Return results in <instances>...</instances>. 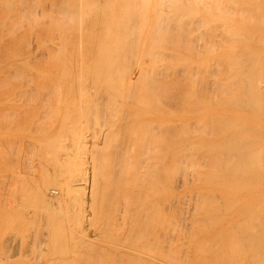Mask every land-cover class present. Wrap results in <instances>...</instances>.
<instances>
[{
  "label": "rangeland",
  "instance_id": "1",
  "mask_svg": "<svg viewBox=\"0 0 264 264\" xmlns=\"http://www.w3.org/2000/svg\"><path fill=\"white\" fill-rule=\"evenodd\" d=\"M104 1L105 0H95V1L94 0H91V1L90 0L89 1L88 0H78V1L77 0H0V216H1L0 217V228H2V229H0V256H1L0 257V264H101V263L102 264H106V263L107 264H113V263H115V264H119V263L120 264H133V263L134 264H140V261L135 256L137 254L139 256H141L142 258L143 257L146 258V260H148V263L146 261L147 264H152V263L153 264H155V263L156 264H182V263L188 264L187 263L188 259H189L188 262H190L191 259H192V261H194V264L204 263L203 261H205V260L209 264H214V258H215V256H212L213 253H212L211 247L210 248L207 247L206 244H205L206 246L203 245L205 247V249L207 248L206 249L207 252L204 251L205 249H202V247H203L202 245H201L202 247H199L200 245H198V247L196 246L197 245L195 243L196 239L197 238L200 239L201 237H204V236H201V235H204L205 233H206V235L207 234H210L212 232L213 233H218V234L220 233L221 234L223 231L225 232L226 229H227L226 231L229 230L231 232V231L239 228L236 231H234L235 232L234 234H237L238 235V234L241 233V231L245 230L244 229V226H243L245 224L244 222L246 220V223H247L248 217H250L252 215V213H253L252 210H255L254 211V213H255L256 212V209H257V207H256V209L255 208H252L251 211H249L248 216L246 217L247 219L243 220L244 222L241 221L242 219L239 220L240 217L236 214L237 211H238L237 210L238 209L237 208L238 206L236 204L235 205L233 204L236 200L232 199L233 201L232 200L231 201L233 203L229 201L230 202V204H229V202L226 199L224 200V197H225L224 196V193H226V195H227L228 192L230 193L231 191L232 192L234 191L235 193H237V191L239 192V190L240 191L242 190L241 192H244L243 189H242V188H244V187H242L244 184H242V185L239 186V187H242L239 190H238V188H239L238 187V184L235 185V187L236 186L238 187V188L236 187L237 189L235 190V187L233 186V184L231 185V183L228 182V180L230 178V176H228L225 179H227V182H228V185L229 186H227L228 188H226V190H224L225 188L222 187V183H223L222 180H224V179H222V178H221V182L222 183H219L220 182V178L219 177H218L219 181H216V182H214V181L211 182L210 180H207L206 181L204 179H200V181H199V179L196 178V177L199 176L198 171L202 168V167L199 168L200 167L199 166V162H200L199 160H201V158L203 160H205V158H206V160H208L206 163L209 162V165L211 164L210 162H212L213 159H215V158L221 159L220 156H219V157H215L212 160H210V155L209 154L212 152L211 153V156H213V154L215 153V151L213 150L214 151L213 152L212 149H215V150H217V149L216 148L209 149L212 144L210 146L208 144H205L207 141L204 143V145H205L204 146L203 143H202V142H204V140L201 142V139L207 138V140H208V139H211L213 136H216V135H212V133L213 134H216V133L219 134L220 132H223L224 130H226L227 128L230 127V126L228 127V125H230L228 119L229 120L231 119L230 120V122H231V128H229V129H233L237 124L238 125L241 124L242 125L241 127L244 126L246 128V129H243V130L241 129L242 132L245 131L247 133L246 134H242V136H241L242 139H240V140H244L243 137L244 138L246 137L245 140L243 141V143H245L248 140L247 137L249 138V133H250L249 131H252V132L254 131V129L253 130H250V128L252 127V125L255 126V128L257 129V128H259L261 126L260 124H262V123H260L261 120L264 121V116H262L264 114V112H262V115L260 114L261 112L259 113V111H261V110L254 111L253 113H251L250 110H252V109H250L248 107H245V106H242L241 104L239 105V103H237V102H236L237 104L236 103L234 104V103H231L230 102L231 105H229L228 104L229 103L228 101H230L229 98L231 97L232 93H230L231 95L229 94L230 96L228 95V101L227 102H226V100H223L224 97L225 98L227 97V93L226 92H228V91L225 92L226 95H224V97H223L222 94H224V92H222V90L220 89V87H222V85H223V82L222 81H227V79H229V77L227 78V76H229V73L230 72H228V74L226 72L227 69H228L227 67H228L229 63H228V65L226 64L227 63L226 62L227 59H226L225 56H224L225 58L223 57L224 59H222V56L215 55V54H217V52L219 51V49H214V50L212 49V51L211 50L208 51V54H204L205 51H206V47L208 49H210V47L213 48L212 45H211L212 42H213L212 43L213 46H215V47L218 44H220L221 46L222 45H227L229 43V41L233 37H232V35H230L229 36V40H228L227 39L228 36L224 34L225 31L224 32L222 31L223 28L220 29V27H222V26H218L217 25L216 28L215 27H212L213 29L211 27H209V26L208 27L206 26V28H208V29L205 30V27L204 26H199V24H196V22H194V24H193L194 26L191 25L192 30L190 29V26H186V28L182 26L183 29L185 28L184 30L181 29L182 27L179 26V28L181 29V31L183 30V32H182L183 35H180V36L181 37L183 36L184 38L186 36L185 40L187 39L188 41H190L188 43L189 45L187 44L188 41L186 42L184 39H181L180 36H177V33L179 34L180 32H177L175 30L174 33H176V36L177 37H175V34L172 35V36L175 37V40H177L178 37H179L180 40H181V42H182V44H184L183 42L185 41V43L187 45V46L185 45L186 48H185L184 45H182L181 43H179L180 40H179V42H178V40H177V42H174L175 40H173V43L174 44L171 42V40H169L170 41L169 44L167 46H164L165 44H167V42H165V44L163 42L166 41V39L169 37V33L170 34L173 33V30L175 29V27H177V29H179L178 26H177V24H175V26L172 27V32L171 31H168V34H167V30L168 29L170 30L171 28H168L166 30V33L164 34V36L166 35V39H164L163 41L162 40L159 41V44L161 43V46L163 45L165 47L164 49L166 51H168L166 49V47L167 48L170 47L171 49L173 48L171 51H173L174 53H170V52L165 53V50H162L161 49L164 54H161V52L159 51L158 53H160V54L158 56L155 54V57H154V55H152L153 58L151 57V59H150V56L151 55L149 54L150 56H148L146 54L149 57V61H145V60L148 59V57L144 59V55L145 54L142 55L141 52H139L137 50L139 48L140 49L142 48L141 47L142 44H143V48H145V45L148 46V44H151L152 43L150 41H153L152 40V37H151L152 36L151 35V31L150 30L149 31L148 30H145V28L143 27V24H141V20L144 17H146L147 15H144V14L142 15V12L141 11L138 12V16H141L142 15L143 18H140L138 20L140 22H138V21L136 22L138 25L134 24L135 21L133 20L132 25L134 24V26H132L131 29L133 27L136 28L138 33L135 32L136 30H133L132 34L135 32L134 33L135 36H134V38H131V37H133V35H130V37H129V35H128L129 32H127L128 33L127 34L125 32L126 30L125 31L124 30L118 31L117 30V27L114 28V25H113V22L115 21V19L118 16H120L121 18L123 16H126V14H128V16H129L132 13L130 11V9L123 7L124 9H128L130 11L129 13H127V11L125 10L126 11V14L123 15L122 14L123 13L122 12V9L120 10V9L114 8L112 6V4L114 5V0H112L113 1L112 4H109V3L112 2L110 0H106L105 2ZM103 3L104 4L106 3L105 4V7H104ZM69 7H70V9H69ZM80 7H82V9ZM105 8H107V10H105ZM110 9L113 10V11L111 12ZM136 10L134 9V11H136ZM98 11H99V13H98ZM117 11H119V13ZM117 14H119V15L116 17ZM112 15H114V16H112ZM80 16H81V18H80ZM111 17H112L113 20L111 19ZM88 18H91V19H88ZM191 18H193V20H194L195 16H193V17L191 16ZM191 18H190V20H192ZM132 19H134V18L132 17ZM111 20L113 22H111ZM122 20H120V21H122ZM81 24H82L83 27L81 26ZM135 25H136V27H135ZM196 26H199L202 30L199 27L197 29ZM108 27H109V31H108ZM209 28H211V29L209 30ZM63 29L66 30V31L64 32ZM217 29H218V31H216ZM198 30H200V32ZM85 31H87V32H85ZM146 31L150 32V37H146L145 36V34L149 36V33L146 32ZM160 31H162V30H160ZM160 31H156L154 33L155 36H156V33L157 32H160ZM197 31H198V34H197ZM89 32H90V34H89ZM164 32H165V30H164ZM184 32H186V33H184ZM187 32H189L188 33V35H189L188 37H189L190 40L187 38ZM92 33H95V34H93L94 39H92L93 38L92 35H91ZM102 33H103V35H102ZM199 33H201L202 36ZM184 34H185V36H184ZM216 34H218V35L216 36ZM105 35H106V37H108V39L105 37ZM162 35H163V33H162ZM162 35L160 36V33H159V35H157L156 37L160 36V38H161ZM192 35H193V37L194 36L195 37H199L200 39L194 37L195 40H193V39H191ZM228 35H229V33H228ZM61 36H62V40H61ZM124 36H125V38H123ZM11 37H13V38H11ZM156 37L154 38L155 40L157 39ZM81 38H82V40H83L84 43L82 42ZM129 38H131L130 39L131 41L128 40ZM140 38H142V40H140ZM146 38H147V40H146ZM148 38H149V40H148ZM163 38H165V37H163ZM123 39L125 40L124 44H126V45H124V44L123 45H116L117 48H118V46H120V47L121 46H124L123 47L124 49L121 50V54L119 52V55H118V53H117L118 51L115 52L117 49L115 48L116 50L114 51V47L113 46H115L114 44H115L116 41L118 42V43L116 42L117 44H122V42L124 41ZM133 39H134V41H135V39H137V41H135L136 43L135 42H132ZM182 40H184V41H182ZM198 40H199V43L197 44ZM251 40L254 41L253 39H250V41H248V43H250L252 45H257V46H259L258 44H260V46L262 45L263 48H264V44H261V43H257L256 44L255 42H251ZM67 41H69V42H67ZM138 41H140V42H138ZM191 41L196 46H198V45L201 44L199 47H196L195 46V49L194 50L197 53L195 51L194 52L196 54L193 51L191 52V50H193V49H190V48L194 46V45L193 46L190 45L191 44ZM214 41H215L216 44L217 43L218 44L215 45ZM221 41H222V43H221ZM236 41H237V39H236ZM157 42H156V44H157L156 46H158V43ZM205 42H206V45H207L206 47H205ZM224 42H225V44H224ZM241 42L242 41H239L238 40V43L236 45H238V44L239 45H242V44L245 45L247 41L246 42L243 41L242 43ZM244 42H245V44H244ZM129 43H131L133 45V47H131L132 45L129 44ZM133 43H135V44H133ZM138 43L139 44L141 43L140 44V47H138L139 46ZM235 43H232V44H235ZM58 44H59V46H58ZM136 44H138V45H136ZM176 44H177V47H176ZM179 44H181V45L179 46ZM208 44H209L210 47L208 46ZM243 45H242V47H243ZM125 46L128 47V48H126ZM189 46H190V48H189ZM262 46H261V49L263 50ZM219 47L220 46L218 45V47H216V48H219ZM160 48H163V47H160ZM160 48H157L156 47L154 49L157 50V49H160ZM170 48H169V50H170ZM59 49H60V51H59ZM66 49H67V51H66ZM77 49H79L80 52L79 51L77 52ZM85 49H87V50L84 51ZM118 49L120 51V48H118ZM220 49L222 50L223 48L221 47ZM102 50H103V52H102ZM129 50L132 53H130ZM258 50H260V49H258ZM70 51H72V52H70ZM87 51H89V52H87ZM220 51L218 53H220ZM124 52H126V53L129 54V55H127V57L130 59L129 60L128 58H126V62H125L126 64L123 62L124 58L126 57V55H125ZM136 52H139L142 55V58L143 59L142 58L141 59L143 60V62L142 61L141 62H142L143 65H141V62H140L141 55L139 53H136ZM70 53H72V54L70 55ZM86 53H89V54H86ZM148 53H150V52H148ZM132 54H134L133 57H132ZM137 54L139 55V59H137L138 58V55ZM170 54H172V56ZM112 55H113V58H112ZM160 55H162V56L164 55L163 56L164 58L167 55L168 56H171V57H168L167 59L165 58L167 61L165 59H163V60L166 61V64H165L164 63L165 61H160V59L162 60L163 57L158 58ZM215 56L216 57H220L219 58V61H218L219 62L218 65L217 64L216 65L214 64L215 61H214V63H212L213 62V58ZM134 57H137L136 59L138 60V62H137L138 64H135L136 62H135ZM207 57H210V59L207 58ZM62 58H63V60H62ZM117 58H119V59H117ZM156 58L159 59L158 62H157V60H155ZM182 58H183V60H181ZM204 58H205L206 61L205 60H202ZM133 59H134V61H133ZM168 59H170L169 60L170 63H168L169 62ZM200 59L202 61H204V62H202ZM208 59L210 61H208ZM216 59H218V58H216ZM220 59H221V62H220ZM65 60H67V61H65ZM97 60L99 62H101L102 64L101 63L99 64V62ZM223 60H225V61H223ZM152 61H155L157 63H154L153 64ZM172 61H173V63H171ZM197 61H198V64H199V61H200L201 62L200 65L201 66L203 65L201 67L202 69L205 68V69H203V71H202V69H200V65H198V66L196 65L195 62H197ZM109 62H111L113 64H111ZM147 62L148 63L150 62L151 64L149 63L148 66H146L147 65ZM210 62H211V65L212 66L209 65ZM174 63L175 64L177 63V64L175 66H173L172 64H174ZM216 63H217V61H216ZM222 63H225V64H222ZM120 64H122V66H118ZM170 64L172 66H170ZM204 64H205V66H204ZM108 65L111 66V69H109V72L107 71V68H106ZM157 65L159 66V69H158V66ZM187 65H189V66L186 67ZM208 65H209V67H207ZM78 66H80V67H78ZM103 66H105L106 69H104ZM166 66H168V67L170 66V67L169 68L168 67L166 68ZM246 66H248V63L244 64V67H246ZM82 67H83V69H82ZM118 67H120V68H118ZM150 67H151V69H150ZM221 67H222V71L225 70V74L224 75H226V76H224V77H226L227 79L226 78L223 79V78H221V76H219V75H223L222 73H224V72L221 71ZM229 67H230V65H229ZM68 68H69V70H68ZM86 68H88V69H86ZM179 68H181V69H179ZM95 69H97V70H95ZM126 69L129 70V71H127ZM157 69H158V71H157ZM168 69H170L169 72H168ZM192 69H194V70H192ZM214 69H215V72H213ZM111 70H113V71H111ZM143 70H147V71L145 72ZM154 70H155V75L157 74V77L155 79L157 81V85L162 84V83H160V81L161 82L166 81V82H164L165 84H167V82L170 81L169 82L170 84L169 85L167 84L169 86L167 95H169V92H171L169 97H172V95H173V97L177 96L175 98V100L172 99V98H169V99H171V101L169 99H166L167 101H169V102H166L165 101V98L163 97L164 95L161 93V92L165 91V92H163L165 94L166 93V90H164V89H166V88H162L161 89V87L159 86L160 87V89H159V87L156 88L157 86L154 85L155 83L152 84L153 80H151V77H152L151 74H150V76H151L150 78H148V76H149V73L150 72H153L152 74H154ZM165 70H167V71H165ZM219 70L222 73H219L218 72ZM95 71H96V75H98L100 77H97L96 75H94L95 74L94 73ZM116 71L118 73H115ZM190 71H192V74L194 73V75H192ZM195 71H196V74H195ZM228 71H231V70L228 69ZM82 72H83V74H82ZM105 72L106 73H109V74H106ZM124 72H126V73H124ZM158 72H159V74H158ZM128 73H129V76H127ZM123 74H125L126 77H124ZM144 74H145V76H144ZM84 75H86V76H84ZM107 75H108V77H107ZM146 75H147V79L150 80V81L149 80H147V81L150 82L151 84L150 83L147 84L148 83L147 81H146L147 83L145 82L144 79H146V78H144V77H146ZM216 75H218V77L221 78V79L219 78V80L222 83H220L219 80L216 81L218 79V77ZM118 76H119V78H118ZM130 76H131V78L133 77L132 78V82H131ZM207 76H208V78L209 77H212V79H209L208 80ZM114 77H116V78H114ZM128 77L130 78V81H128V79H129ZM136 77H138V79H136ZM141 77H143V78H141ZM170 77H171V80H170ZM172 77H174V78H172ZM192 77H194V78H192ZM107 78H108V80H107ZM188 78L190 80H188ZM195 78H196V80H195ZM206 78H207V80H206ZM116 79H117V81H116ZM123 79L124 80L127 79V82L124 81ZM172 79H174V80H172ZM213 79L214 80L216 79L215 80L216 83H220L221 85L220 84H214L215 81H213ZM68 80H72V81L69 82ZM104 80H105V82L106 81L107 82L105 83ZM158 80H160V81H158ZM112 81H113V83H112ZM120 81H122V83H120ZM187 81H188V83H186ZM194 81H196L195 82L196 84L194 83ZM65 82H67V83H65ZM102 82H104V83L103 84H99V83H102ZM125 82H126V85H125ZM158 82H159V84H158ZM179 82L183 83V85H181V83H179ZM202 82L203 83L205 82V83L203 84ZM127 83H128V86H127ZM164 83L162 84V86L168 87ZM177 83H178L179 86L177 85ZM144 84H145V86H144ZM146 84H147V86H146ZM171 84H172V86H171ZM200 84H201V86H200ZM149 85H150V88H149ZM151 85H152V87H151ZM193 85H194V87H193ZM215 85L217 87L219 85V89H216L217 87ZM110 86H111V88H110ZM125 86H126V88H125ZM187 86L189 87V89H188ZM195 86H196V89L197 90L195 89ZM146 87H148V88H146ZM107 88H109V89H107ZM170 88L171 89H174V90H171ZM202 88L205 89V90H202ZM176 89H178L179 91L176 90ZM152 90L153 91H155V90H158L159 91L160 90V91L157 93L156 91L153 92ZM169 90H171V91H169ZM182 90H183V92H182ZM216 90H218V91H216ZM236 90L237 89H235V91ZM180 91L182 92V95H181V92ZM263 91H264V88H263ZM205 92H206V94H205ZM175 94H177V95H175ZM190 94H192L193 96L190 95ZM195 94H196V96H195ZM126 95H127V98H126ZM152 95H153V97H151ZM205 96H207V97H205ZM208 96H209V99H208ZM141 97H143V98H141ZM222 97H223V99H220ZM178 98H180L181 100H179ZM141 99H143V100L141 101ZM162 99H164L165 102ZM196 99L198 100V102H197ZM211 99H212V102H210ZM213 99H214V101H213ZM219 100H220L221 103H217V102H219ZM145 101H147V102L150 101V102L147 103ZM172 101H174V102H172ZM175 101L178 104H176ZM223 101H224V103H223ZM158 102L159 103L161 102L162 104H159ZM193 102H196V103H193ZM149 105H150V107H149ZM159 105H160V107H159ZM162 107L164 109L166 108V110H165L166 112H164V109ZM220 107L221 108H224V110L221 109ZM203 108L205 110H203ZM216 109H217V111H220V113H218L216 115L214 113L212 115L211 112H215ZM192 110H193V112H192ZM207 110H209V111H207ZM133 111L135 112L134 114L132 113ZM149 111H151V112H149ZM262 111H264V110H262ZM136 112H137V114H142V113L145 114L146 117L149 118V119H153L155 115H158V113L164 115V117H165V124L167 125V126L166 125L164 126V129H163L164 132L161 131L162 136H164V141L166 142L167 141L166 138H168L170 136L172 137V134H173V137L172 138L170 137L171 138L170 139V142L169 141L166 142L167 144L175 141L176 139L178 140V137L179 136H180L179 139L180 138H183V135H185L184 137H186V140L187 141H183V142L180 141L181 144H179V145H184L185 144L186 145V146L184 145L186 147L185 150L183 148L184 146L183 147L182 146H179L180 148L182 147L183 149H180L179 147H178V149H176L177 151L179 150L178 153L176 151L170 152L171 150L169 151L168 149H165V156H166V159L165 160H168V161H165V163L163 165V170H165L164 168L166 167V169H167V170H165L166 172L167 171L169 172V169L171 170V172H172V170H174V172H175V169L174 168L177 166V163H178L177 160L180 162L181 157L182 156L185 157V155L190 156V157H186L185 158V160L187 159L186 160L187 163H189L190 165L189 164L186 165V162H183L184 157L182 158L183 160L181 159V161L183 163H185V166L187 168H189L191 166V164H192V163H190V160L191 159H192V161H194L196 159L195 161L197 163V164L194 165L195 162H193V173L194 172H197L196 174L194 173L196 175V177H195V175L193 173L190 174V172L192 170L191 169L192 166L189 169L186 168V171L187 170L189 171V172L187 171V173L189 175V176L187 175L188 176V179L190 178V175H192V179H193V177L196 178L195 180L193 179L195 182L192 181V183H190L189 186L187 185V188L184 187L183 188V191H181L179 193L178 197L175 200H173V202L172 201H169V198H167V197L163 198L161 200L162 201V203H161V205H162L161 207L162 208H160L161 210H158V206L156 205L158 212H156V215L155 214L153 215V216H156V218H154L152 216V214L154 213L152 210L154 209V211H155L156 208L155 207H151V204H149L152 201L154 202V199H153L154 195H153V193H156V192H154V191L151 190V195L153 196L151 198L150 197L151 195H149L150 191L141 188V191L143 193H146V197L149 195L147 198H145V194H143L144 196H142V197L145 198V200H146V201H144L145 203H142L141 200H144V198H142V197H140V199L142 198L141 200L139 199V197L137 195H136V198L131 197V194H132V196H135V193L133 194L132 191L130 190V188H135L134 190H136L139 187L136 188L135 184H137V182L134 181L135 178L134 177L132 178V175H130V174H133L134 171L131 170V168L128 167V163L130 162L131 158L130 157L129 158L127 157L129 155V153L127 154L128 150L125 148V146L128 147V145H130V144L133 143V140H132V143H131V139H134V142H136V141L138 142L137 139H139V137H142L143 136L142 131H144L143 129L145 128V126H144V124H145L144 121L145 120L142 121V124H143L142 126H144V128H141V125H140L141 122L138 123L139 120L141 121V118L138 117V116L136 117L138 119L135 118ZM209 113H210V115H209ZM223 113L224 114L227 113V114L224 115ZM247 113H249V114H247ZM255 113L256 114L258 113L259 117H257L258 115L256 116ZM219 114H221V116L222 115L225 116V118L223 119L225 121V123H224V121L223 122H218V123H217V120L214 121L215 119H218L216 116H218ZM211 115H212V117L215 116L216 118L215 117L212 118ZM227 115H228V117L230 115H233V117L230 116L231 118L229 117L227 119L226 118ZM221 116H218L219 118H221V119H218L219 121L220 120L222 121V117L223 116L222 117ZM239 116H240V118H239ZM243 116L246 117V118L244 119ZM254 116H256V117H254ZM207 117L211 118V120L213 119L214 123L216 122L217 125L215 126V124H212L213 121H211V124H210L211 125V128H210L209 127L210 125H208V122H207L209 120V118L207 119ZM235 117L238 118V119H236ZM232 118H234V119H232ZM252 118H253V120H252ZM134 119L135 120H138V121L137 122H134L135 121ZM202 119H204V120L206 119L207 121H204V122L201 121L202 123H204V124H202V123H200V120H202ZM226 120L228 121V124H227V121ZM244 120L246 122H248L249 125L251 123V125H250L251 127H249V131L247 130V128H248L249 125L246 127L245 124H244L245 123ZM258 120H259V122H258ZM132 122H133V124H132ZM205 122H207V123H205ZM252 122L255 123L256 125H259V126L257 127L256 125L252 124ZM187 123H189V124L187 125ZM198 123L199 124H202L200 126H203V127L198 126ZM222 123H223V125H222ZM138 124H139V126H138ZM169 124L170 125L173 124L172 126H174V127L171 128ZM175 124L177 126H175ZM184 125H185V127H184ZM204 125H206V126L208 125V127H207L208 129L205 127L206 133L203 131L204 130ZM213 125L215 126L214 129H213ZM224 125L226 127H224ZM124 126H126V127H124ZM168 126H169L170 130H169ZM146 127H148V126H146ZM165 127H167L166 128L167 130L165 129ZM261 127L264 128V125H262ZM124 128H125V130H124ZM135 128H137V131L135 130ZM187 128H189V129H187ZM191 128L192 129L195 128V129L192 131ZM209 128L211 129L212 132H210V129ZM223 128H224V130H223ZM260 128L258 129L260 131L259 134L258 135L255 134L256 135L255 136L253 134L255 132L251 133L250 134V138H249L250 141L248 140L246 143L252 142L253 141V138L255 140V137H259V135L263 132V131L260 130ZM200 129H201V132H200ZM238 129H240V128H238ZM238 129L237 130L236 129H233L230 132V134L231 133L233 134V132L235 133V132L239 131ZM77 130H78V132H77ZM100 130H101V134L103 136L99 134L100 133ZM122 130H124V131H122ZM132 130H134V132H132ZM207 130H209L208 132L211 133V134H209V137L207 135ZM213 130H214V132H213ZM241 130L239 131V133L241 132ZM184 131H186L187 133H185ZM202 131L207 136L206 135L203 136ZM102 132H106V134L105 133H102ZM126 133H127V135H126ZM139 133H140V136H138ZM237 133H235V134H237ZM252 134H253V137L251 136ZM97 135L100 136V137H98ZM125 135H126V137H125ZM147 135H146V137H147ZM176 135H178V137H175ZM211 135H212V137H211ZM246 135H248V136H246ZM261 135H264V134H261ZM104 136H107V137H104ZM195 136H198V137H195ZM81 137L82 138H85V139L87 138V140H88V146L90 147V148L87 147V149H85V148L84 149H81V151L83 150L85 153L88 152L87 155H88L89 158H90V156L92 154L95 155L96 152L98 151L97 154H96L98 157L96 155H95L96 157L95 156L93 157V155H92L91 156V159L93 158L95 160L97 158L96 160H98V158H99L98 164H96L97 167H98V165H102V164H104V162H106L104 164L105 167H103V169H102L103 170L102 173H104L105 176L106 175H109L110 176V177L109 176L108 177L107 176L104 177V175H102L103 176L102 177L101 174L98 173V175H100V176H98L99 177V180H100V185H99L100 187L98 189V195L95 198L96 201L94 200L95 202L93 204V205H95L94 206L95 209L93 208V212L91 211L92 214L89 213L90 220L88 221L89 223L87 222L88 225L86 227L87 228L86 229V232L83 231L84 228L82 227V225L81 224H78V222H79L78 219H76V218L73 219L74 218L73 215H72L73 218L70 216V212H68L66 205H62L61 207H55V208L49 207L48 208L47 206H49V205H47V204L45 205V202H43L41 198H40L41 200L40 199L39 200L36 199L37 197L35 198L34 191H33L34 190L33 183H31L30 180L27 181L26 179L23 178V174H27V173L28 174H34V173L36 174V172L40 173V171L43 170V167L41 168V165L42 164L43 165H46L45 167H47L48 170L53 171V169L55 167L54 157H56L57 155L62 156L63 153L66 152V150L64 148H70V150H71L74 147V145H75V140L77 138H81ZM133 137H135V138H133ZM187 137H188V139H187ZM189 137H191V138H189ZM261 137H263V136H261ZM115 138H117L119 140V142ZM119 138H121L122 140L119 139ZM148 138H152V134H149V137ZM174 138H175V140H172ZM251 138H252V140H251ZM128 139H130V140H128ZM152 139H155V136ZM191 139L192 140L197 139L198 142L196 143L197 140L194 142ZM258 139H256L253 142H256V144H257V142H259L261 140L260 139L259 141H257ZM111 140H113L116 143L112 142ZM189 140H191V141H189ZM263 140H264V137L262 138V140L260 142V145L258 147H260V146L263 145L262 144V142L264 143ZM96 141L99 142V143H101L99 146L97 145L99 148L98 147L97 148H93L95 146L94 142H96ZM102 141H103V143H102ZM189 142L190 143L191 142L192 143H196V144H194V147H196V146L197 147L196 148L193 147L194 149H196L195 150L196 152L194 151V149L192 150V148H191L192 146L189 145L190 144ZM200 142H201V144H199ZM106 143H108V144L106 145ZM109 143H111V144H109ZM246 143L244 145H246ZM104 144H105V147H104ZM63 145L64 146L66 145V146L64 147ZM100 146H101V149L102 148H104V149L101 150L100 149ZM106 146L108 147V149L106 148ZM119 146H121V147H119ZM187 146H189V147H187ZM198 146L201 147L202 149L200 148V150H199V147ZM219 146H221V145H219ZM219 146L217 147L218 148V150H217L218 154H219V152H222V146L221 147H219ZM253 146H256L255 143L253 144ZM252 147H251V149H252ZM122 148H123V150H122ZM119 149H120L121 154H120V152H118ZM125 149H126V151L124 152ZM219 149H221V150L219 151ZM258 149L259 148H257V150ZM187 150H188V152H187ZM208 150H211V151H209V153H208ZM257 150H256V152L259 153V150L258 151ZM83 151L81 152V155H83V157L86 158L87 155L84 154ZM204 151H205V153H204ZM223 151H225V150H223ZM129 152H130V155L129 156H131V151H129ZM166 152H168V154ZM169 152L172 153L171 154L172 156L170 155ZM173 152H175V153L173 154ZM179 152H184V153L180 154ZM206 152L208 154L207 156L205 155ZM222 153H224V152H222ZM252 153H254V151ZM104 155H105V157H104ZM173 155H177V156L175 157ZM179 155L180 156L182 155V156L179 158ZM222 155L223 154H221V156ZM254 155H256V154H254ZM106 156H108L107 159L109 158L107 161L104 160V159H106ZM113 156H114V158L111 159ZM192 156L193 157L196 156V158H194V160H193V157ZM122 157H123V159H122ZM91 159H90V161L93 163L94 160L93 159L91 160ZM101 159L103 160V162H101L102 164H99ZM118 159L120 160V162L123 160L121 162L122 165H121V163L119 162ZM126 159L128 161H126ZM188 159H190V160L188 161ZM96 160H95V163H97ZM111 160L114 161V164L115 165L113 163L111 164V162H113ZM203 160H202V162H204L203 164L206 166L205 161H203ZM117 161L119 162V164L121 166V169L124 166L126 167V169H124L125 167L122 169L123 173H122V171H120V166L118 168V165L119 164H118ZM174 161L176 162V164H175L176 166L174 165V168L173 167L170 168V166H173ZM182 162H180V163H182ZM125 163H127V164H125ZM166 163H167L169 169L165 165ZM110 165L111 166L113 165L115 167L112 168V167H110ZM183 165L180 166V167L178 166L181 169H179L178 167H177L178 169L176 168V171L178 170V172L180 174L181 173L182 174H184V173L186 174L185 171H184V173L181 171L182 168L185 167ZM106 167H107V169H104ZM194 167H196V169L198 168L199 170L198 171L197 170L194 171ZM127 168H129L130 170L127 169ZM205 169H208V168L206 167ZM99 170H100V168H99ZM125 170L131 171V172H129L128 175H127V173H124ZM201 170H203L201 172H204L205 171L203 168ZM165 171L162 172V175L163 176H162V179H161L162 180V185L164 184L165 187L164 186H160L159 189L161 191H159V192H157V194H155L156 197L159 194H161V193L168 194V193H171L173 190H177L176 189L177 187L175 188L176 185L174 183L177 184L180 181L179 179L182 177L181 176L182 174L180 175L179 173H176V176L178 177L177 178L178 180H177L175 174L172 176V173L169 172V175H168V172L165 173ZM205 172H207V171H205ZM110 173H112L113 175L110 174ZM120 173L121 174H124L123 176H127L128 177V181H125V180H127L126 179L127 177H124V179H123V176L120 175ZM177 174H179L180 177ZM185 174H184V177H187ZM197 174H198V176H197ZM241 175L243 176V174H241ZM241 175H239L240 177L237 176L236 179L237 180L238 179L240 180V178H242ZM120 176L122 178H120ZM133 176H134V174H133ZM170 176H171V178H170ZM217 176H220V175H217ZM249 176L251 178H253L251 175H249ZM174 177H175L176 181L174 180ZM202 177H203V173H202V176H199V178H202ZM204 177L207 178V176H204ZM116 178H118V180ZM243 178L241 179V181L243 180ZM107 179H108L109 182H107ZM182 179H184V178H182ZM211 179H213V178H211ZM214 179L216 180L217 177L215 176ZM255 179L250 180V182L253 181V180L258 181L257 180L258 177L255 176ZM123 180L125 181V183H123L124 182ZM131 180L134 181V182H136V183L131 182ZM161 180H159V181H161ZM173 180H174V183L171 184ZM201 180H204V181L202 182ZM118 181H119V183L117 184L116 182H118ZM129 181H130V183H129ZM182 182L179 185H181ZM108 183L110 184V187H109ZM205 183H207L208 188H207V186H205L206 185ZM217 183H219L221 185L218 184L219 185L218 186ZM256 183H258V182H256ZM124 184H125V186H124ZM252 184H251V187H250V185H249V187H248V185H246L247 187L244 185L245 186V189H244L245 192L244 193L247 194L248 192L249 193L252 192V187L253 188L255 187L254 184H253V186H252ZM116 185H119V186H116ZM173 185H174V187H173ZM230 185L233 186L234 189ZM48 186H49V187H47L48 189L49 188L50 189L51 188L52 189H59V185L58 184L57 185L56 184H48ZM166 186H169V187L167 188ZM201 186H203L204 188H202ZM115 187H116V189H115ZM193 187L195 188V191H194ZM218 187H220L221 189L218 188ZM217 188H218V190H217ZM229 188L230 189L232 188V189L230 190ZM248 188H250L251 191ZM48 189H47V191H49ZM109 189H111V190H109ZM117 189H119V190H117ZM191 189H193V190H191ZM196 189H199V192L201 193V195H202V193H206L207 192L206 194H203L202 197H201L200 193H198L200 195V197L202 198L200 200H203V201H200L199 200L198 202H196L198 204L201 203V206H199V207H198V204H197L196 207H198V209H196L195 207H194L195 208L194 209L193 208L194 205L191 204V203H195L193 200H195L196 198L197 199L200 198V197H198L199 195H197L196 198L194 196V194H195L194 192H196ZM206 189H208V191H206ZM201 190H202V192H201ZM203 190H205V191L203 192ZM209 190H210V192H209ZM221 190H223V191H221ZM129 191H131V194H129V195H130V197L133 200L134 199L135 200H138L139 199L141 201V207L139 208V206H137L139 208L138 209L139 211L136 210L137 209L136 205H140V201L139 200H138L139 202L133 201L129 197V195L127 194V192L129 193ZM136 191H138V190H136ZM212 191L214 193H216V191L218 193H220V192H224V193H223V198H222L221 195H220L221 197H219L218 196L219 194H215L219 198H217L218 200H214V198H211V201L210 202L212 203V200H214V201H216V204L213 202L212 205L209 206V203L210 202L209 203H207V202L210 200V197H212V196L214 197V194H213ZM147 193H148V195H147ZM249 193L247 195H249ZM115 195H117V196H115ZM121 195H123V196H121ZM126 195H128V196H126ZM113 196H114L115 200H114ZM127 197L131 201L128 200ZM206 197H207V199L209 197V199L207 200ZM124 198L126 200H124ZM182 198L185 199L186 201L185 200H182ZM187 198L188 199L191 198L189 200V202H188ZM240 199H242V194H241ZM150 200H151V202H149ZM170 200H172V198ZM124 201L127 202V204ZM128 201H130V202L128 203ZM205 201H207V202H205ZM221 201L224 204H226V205H222L223 203ZM108 202H110V205L108 204ZM131 202H132V205H131ZM135 202H137V203L135 204ZM163 202H164V204H163ZM174 202H176V203H174ZM180 202H181L182 205L179 204ZM187 202H188V204H187ZM202 202H205V204L207 203L206 206L208 208H206V206H204L205 204L203 205ZM177 203H178V205H177ZM231 203H232V205H231ZM236 203H238V201H236ZM128 204H130V205H128ZM147 204H148V206H147ZM217 204H218V206L219 205H222V206H220V208L221 207L222 208L221 209L219 208L221 211H219V209H217L218 208L217 207ZM183 205H185V206H183ZM227 205H229V206H227ZM152 206H155V205H152ZM186 206H188L187 209H186ZM202 206L205 207L206 209L203 208ZM211 206L214 207V210L217 207L216 208L217 211L216 212L214 210L212 211L210 209ZM230 206H231V208L229 209L228 207H230ZM135 207H136V209H135ZM190 207H191V209L193 208V210H195V212H197L196 213L197 216H194V213L195 212L192 211L190 209ZM129 208H130V210H129ZM173 208H174V210H173ZM226 208H227V210H226ZM235 208H237V209H235ZM118 209H119V212H117ZM131 209L135 212L136 215H134V212ZM176 209H177V211H175ZM182 209L184 210V212L182 211ZM200 209L202 211H205V212L201 213L202 211ZM203 209H205V210H203ZM231 209H235L236 211H234V210L231 211ZM146 210H148V211H146ZM199 210H200V214L201 215L198 214L199 213ZM188 211L191 214H189ZM206 211L207 212L209 211V212L206 213ZM229 211H231V212L228 213ZM122 212H125V213L123 214ZM210 212H211V214H210ZM213 212H215V213H213ZM143 213H146V214L144 215ZM168 213H169V216H168ZM205 213L208 214V216L217 213L216 216L218 215L219 216V219L221 217L222 218L220 220H218L217 219L218 216H217V218L215 219L217 222L215 221V224H214V221H213L215 217L212 218V219H209V220H212L211 222H213V224H214V227H211L213 225H212V223H210V221H208V219L206 217L207 215ZM220 213L222 214L221 216H220ZM225 214H226V216L229 217V219L227 217L228 220H225L226 219ZM130 215L131 216L133 215L135 217L133 218V216L131 217ZM191 215H193V216L191 217ZM148 216H149V218H150L151 221H156V223L149 221ZM164 216H165L167 222L164 220L165 219ZM180 216H182V217L184 216V217L182 218ZM198 216H199L198 219L199 220L201 219L200 223H202V225H203V218L205 219V217H206V220L209 222L208 224L207 223L204 224V225H206V227H204V228H202L203 226L200 227L199 220L197 222V219L194 218V217H198ZM230 216H231V218H230ZM234 216L236 217L237 220L234 218ZM52 217H53V219H52ZM129 217H131V218H129ZM211 217H213V216H211ZM223 217H225V218H223ZM2 218H4L3 219L4 221H2ZM106 218H107V220H106ZM162 218H164L163 219V222H161ZM170 218H174L177 221H175L173 219H170ZM180 218H181L182 221H180ZM250 218H249V220H251ZM5 219L6 220L8 219L7 221H9V222H10V219H11V223L10 224H8V222L6 223V220ZM88 219H89V217H88ZM185 219L190 220V221H187ZM191 219H193V220L191 221ZM194 219H196V220H194ZM231 219H233V222H231ZM60 220H62V221H60ZM144 220L145 221L147 220V222H145ZM234 220H235V222H234ZM238 220L241 221L240 223H242L243 230H242V227H241L240 223L237 222ZM261 220H262V223L264 225V218L261 219ZM139 221H140V223H142L141 224L142 225L141 227H140ZM195 221H196V223H195ZM207 221L204 220V222H207ZM220 221L221 222L223 221L224 223L223 222L220 223ZM227 221L229 222V225L230 226L227 225L228 224ZM1 222H2V224H1ZM60 222H62V223L64 222V223L60 225ZM76 222H77V224H76ZM160 222H161V225L159 226L158 224H160ZM170 222L171 223L173 222L172 223L173 226L175 225L176 226L175 228L178 229V230L175 231L174 227L172 226V224ZM188 222H191V223L189 224ZM192 222H194V223H192ZM230 222L231 223H235V224L233 225ZM251 222L249 221V223L246 224L247 227L250 226V224H251L250 227L252 228L253 222L252 223ZM28 223H29V225H28ZM50 223H53V224H50ZM183 223H184V225H183ZM198 223H199V226H198ZM5 224L7 226H5ZM134 224L135 225L137 224V225L134 226ZM152 224H154L155 226L152 225ZM166 224H167V226H166ZM178 224L181 227H179ZM188 224L191 227L193 226L194 231L197 232L196 235H195V233L193 234V236L190 235V234L193 233V232L191 233V231H193V228L191 229V227ZM191 224H193V225H191ZM209 224H211V225H209ZM53 225H54V227H53ZM63 225H65V226H63ZM144 225L146 227L148 226L147 229L149 230L150 233L148 231L146 233L144 232V230L146 229V227ZM162 225H164V226L162 227ZM216 225L219 226L221 229L219 227L217 228ZM232 225L234 227H232ZM239 225H240V227H237ZM246 225H245V228H247ZM128 226H130V227H128ZM183 226H186L187 228L186 227L183 228ZM227 226H229V229H228ZM27 227H28V229H27ZM97 227H98L99 230L97 229ZM139 227L141 228L140 231L137 230V229H139ZM151 227L153 229H151ZM177 227H179V228H177ZM195 227H196V229H195ZM231 227L233 229H231ZM163 228H165V229H163ZM169 228H170V232L171 233L168 231ZM127 229H130V230L127 231ZM156 229H158L159 232ZM183 229H185L186 232ZM55 230L59 231V233L57 231H55ZM141 230H143V232ZM160 230L161 231L163 230L162 231L163 233ZM188 230H189L190 234H189ZM221 230H223V231H221ZM247 230H249V227L247 228ZM151 231H153V232H151ZM154 231H156L157 233H155ZM165 231L168 233L167 235H165L166 234ZM251 231H249V232L247 231L245 233L248 234ZM141 232L144 233V235ZM230 232H226V233H228V237H230V235H232V237H233L234 236L233 233H230ZM1 233H3V234L1 235ZM53 233H55V234H53ZM85 233L87 234L86 235V238H88V241H91L92 242V246L93 247L87 248L84 245L81 247V246H79V244H77L79 246V248H77V246L75 247L74 246L75 243H77V242H80L81 243V241H82L81 238H85L84 237L85 236L84 235ZM133 233H134V235H133ZM147 233H148V235L145 238L146 239L148 238L147 240H150L151 241V242L149 241V244L148 243H145L146 240H145V242H144V240H141V239H145L144 236ZM172 233H173L174 237L169 236V235H172ZM242 233H244V231ZM245 233L243 235H246ZM263 233H264V231H263ZM77 234H80V235H77ZM187 234L190 235V237ZM3 235H5V236H3ZM157 235H159L160 237H157ZM240 235H242V234H240ZM138 236L141 237V238L139 239ZM167 236H169L170 238L167 237ZM182 236H184V237H182ZM52 237H53V239H52ZM57 237H59V238H57ZM135 237H136V239H135ZM176 237H178L180 240L178 238H176ZM181 237H182V239H181ZM76 238L77 239L79 238V240H77ZM158 238H159V240H158V242H156V239H158ZM75 239H76V241H75ZM162 239H163V242H164V244H162V246H164V247H161L160 246L161 244H158V243L162 242ZM166 239H168L167 240L168 242L166 241ZM169 239H170L171 242L169 241ZM3 240H5V241H3ZM52 240H54V241L52 242ZM139 240H141V241H139ZM36 241L39 242V243H37ZM184 241L185 242L188 241L187 242V245H185L186 243ZM221 241H223V240L221 239ZM142 242H144L145 245H143ZM172 242L175 243L174 246H177V244H178V246L176 247V248H178V251H177L176 248H173L174 250L172 248H170V247H174L173 245H171ZM189 242H192L191 246H194V247H191V246L189 247V245H188ZM180 243H182V245H180ZM227 243L228 244L227 245L225 244V245H226V248H228V249L226 250V248H225L223 250V252L229 257V255H230L229 253L231 251L230 249L233 246L232 247H229L231 244L229 245V242H227ZM53 244H55V246ZM82 244H83V242H82ZM146 244H148V245H146ZM165 244H169V245H165ZM183 244H184V246H183ZM194 244H196V245H194ZM242 244L243 243H241V248L243 246ZM138 245H139V247H138ZM155 246H156V248H155ZM168 246H170V247H168ZM180 246H181V248H180ZM185 246H188L189 248L185 249L186 248ZM149 247L152 248L151 251L149 250L150 249ZM195 247H196V249H195ZM218 247H219V244H217V248ZM95 248H97V249H95ZM99 248H100V250H99ZM160 249H162V250H160ZM179 249L182 250V251L184 249L187 250V253L188 254L186 253V251H183V252L186 253V257H187V260L186 261L183 260L184 262L181 260L182 259V256L181 255L184 254V256H185V253H183L181 251L182 253L180 254V250ZM38 250L40 251V253H39ZM242 250H239L238 249L239 252L242 251ZM244 250H246V248ZM78 251L79 252L82 251V252H80V254H79ZM171 251H172V253H171ZM232 251H233V249H232ZM166 252H169V253H166ZM176 252H177V254H176ZM239 252H236V254L237 253L239 254ZM158 253H159V256H158ZM133 254H134V257L132 256ZM192 254H194L195 256H193ZM203 254L204 255H207V256L201 257V256H203ZM215 254H217V251H216ZM238 254H237V257H234L233 256L235 254H233V255L231 254V256H233L232 258H234L236 260V262L234 261L232 263L233 264H239V263L240 264H242V263L245 264L247 261L241 263L242 260L238 259L241 256H239ZM220 255H222V254L220 253L219 256ZM100 256H101V258H100ZM150 256H152V257H150ZM184 256H183V258H186ZM81 257H83V258H81ZM132 257H133V259H132ZM171 257H173V259ZM175 258H176V260H175ZM177 259H180L179 261H181V263ZM103 260H104V262H103ZM195 260H198V261L195 262ZM138 261H139V263H138ZM192 261L189 264H192ZM237 261H239V263H237ZM109 262H111V263H109ZM146 263H142V264H146Z\"/></svg>",
  "mask_w": 264,
  "mask_h": 264
},
{
  "label": "bare ground",
  "instance_id": "2",
  "mask_svg": "<svg viewBox=\"0 0 264 264\" xmlns=\"http://www.w3.org/2000/svg\"><path fill=\"white\" fill-rule=\"evenodd\" d=\"M78 1V0H77ZM89 1V0H88ZM91 1V0H90ZM95 1V0H94ZM106 1V0H105ZM104 1V2H105ZM110 1H112V0H110ZM87 3V2H86ZM92 3V2H91ZM100 3V2H99ZM107 3V2H106ZM105 3V4H106ZM113 3V1L111 2V3H109V4H112ZM74 4V3H73ZM80 4V3H79ZM88 4V3H87ZM90 4V3H89ZM105 4L103 3V5H104V7H105ZM93 5V4H92ZM91 5V6H92ZM108 5V4H107ZM60 6V5H59ZM74 6V5H73ZM72 6V7H73ZM76 6V5H75ZM80 6V5H79ZM110 6V5H109ZM112 6L114 7V8H118V9H122V14L123 15H125L126 14V11H127V13H129L130 11L132 12L131 14L133 15H129L128 16V14H126V16H123L122 18L120 17V16H118L119 14H117L116 15V19H115V21L113 22L112 20V17H111V22H113V25H114V28H116L117 27V30L118 31H121V30H126L125 32L127 33V32H129V37H130V35H133V37H131V38H134V33L135 32H137V29L136 28H132L131 29V27L132 26H134V24H136V25H138L136 22L140 19V18H143V14L144 15H147L146 17H144L142 20H141V24H143V27L145 28V30H150L151 31V37H152V40L154 41L155 39V37L157 36V35H159V33H160V36L162 35V33H163V35H162V37L160 38V36H158V37H156L157 39L153 42V41H150V42H152L151 44H148V46H146L145 45V48H143V44H142V48L140 49H136L137 51H139V52H141V54L143 55V54H145L144 55V59L145 58H147L148 56H150V59H151V57H152V55H154V57H155V54L158 56L160 53H158L159 51L161 52V54H164L163 53V51L162 50H165L164 48V46H167L168 44H169V40H171V42L173 43V40H175V37H177V36H180V35H183V30L186 28V26H190V29L192 30V28H191V25H193L194 24V22H196V24H199V26H204L205 27V30L206 29H208V28H206V26L208 27H215L216 28V26L218 25V26H222V27H220V29L221 28H223L222 29V31L224 32V34L225 35H227L228 36V40H229V36L230 35H232V41L230 40L229 41V43L227 44V45H220V44H218L220 47L219 48H216V47H218V45L215 43V41H214V43H215V45H217L216 47L215 46H213V42L211 43V45H212V47L213 48H211L210 46H209V44H208V46L210 47V49H208L206 46V42H205V47H206V51H205V53L204 54H208V51L209 50H211L212 51V49L214 50V49H219V51L221 50L220 48L222 47L223 49L220 51V53H218L217 52V54H215V55H217V56H222V59H224L225 57H226V59H227V65H228V63H229V65H230V67H229V65H228V69H230L231 71H228V69H227V74H228V72H230L229 73V76H227V78L229 77V79H227L226 77H224V76H226V75H224L225 74V70L224 71H222V67H221V71L222 72H224V73H222V72H220V70L218 71L219 73H222L223 75H219V76H221V78H226L227 79V81H222L223 82V85H222V87H220V89L222 90V92H224V94H222L223 95V97H224V95H226L225 94V92L226 91H228V92H226L227 93V97L225 98L224 97V99H223V97L222 98H220V99H223V100H226V102L228 101V95L230 94V93H232V95H231V97L229 98L230 99V101H228L229 103V105H231V103H239V105L241 104L242 106H245V107H248V108H250V109H252V110H250L251 111V113H253L254 111H259V110H261V111H259V113L262 115V112H264V111H262V110H264V91H263V88H264V48H263V46H262V48H263V50L261 49V46H260V44H258L259 46H257V45H252V44H250V43H248V41H250V39H253L254 41H252L251 40V42H255L256 44L257 43H261V44H264V0H114V5L112 4ZM128 8V9H130V11L128 10V9H124V8ZM81 9H82V7H80ZM108 8V7H107ZM107 8H105V10H107ZM69 9H70V7H69ZM113 9V8H112ZM134 9L136 10V11H134ZM89 10V9H88ZM87 10V11H88ZM119 10V11H120ZM124 10V11H123ZM126 10V11H125ZM71 11V10H70ZM81 11V10H80ZM110 11L112 12L113 10H111L110 9ZM119 11H117L118 13H119ZM142 12V15L141 16H138V12ZM74 12V11H73ZM109 12V11H108ZM121 12V11H120ZM125 12V13H124ZM98 13H99V11H98ZM115 13V12H114ZM83 14V13H82ZM81 14V15H82ZM88 14V13H87ZM86 14V15H87ZM95 14V13H94ZM141 14V13H140ZM121 15V14H120ZM88 16V15H87ZM98 16V15H97ZM112 16H114V15H112ZM191 16L193 17V16H195V18H194V20H193V18H191ZM132 17L134 18V19H132ZM80 18H81V16H80ZM84 18V17H83ZM190 18L192 19V20H190ZM88 19H91V18H88ZM123 19V20H122ZM196 19V20H195ZM86 20V19H85ZM95 20V19H94ZM98 20V19H97ZM120 20H122V21H120ZM133 20L135 21V23L132 25V23H133ZM80 21V20H79ZM84 21V20H83ZM92 21V20H91ZM108 21V20H107ZM85 22V21H84ZM119 22V23H118ZM138 22H140V21H138ZM96 23V22H95ZM118 23V24H117ZM84 24V23H83ZM101 24V23H100ZM112 24V23H111ZM175 24H177V26H178V28H179V26L180 27H185L184 29H183V27L181 28V29H183L182 31H181V29L179 28V29H177V27H175V29L173 30V33H169V37L166 39V35L164 36V34L166 33V30L168 29V28H171L170 30L168 29L167 30V34H168V31H171L172 32V27H174L175 26ZM88 25V24H87ZM108 25V24H107ZM136 25H135V27H136ZM81 26H82V24H81ZM85 26V25H84ZM104 26V25H103ZM140 26V25H139ZM142 26V25H141ZM194 26V25H193ZM199 26H196L197 27V29H198V27ZM83 27V26H82ZM56 28V27H55ZM58 28V27H57ZM64 28V27H63ZM67 28V27H66ZM95 28V27H94ZM130 28V29H129ZM142 28V27H141ZM143 28V29H144ZM148 28V29H147ZM195 28V27H194ZM193 28V29H194ZM200 28V27H199ZM211 28H209V30L211 29ZM214 28V29H215ZM65 29V28H64ZM63 29V30H64ZM83 29V28H82ZM86 29V28H85ZM106 29V28H105ZM140 29V28H139ZM138 29V30H139ZM201 29V28H200ZM204 29V28H203ZM213 29V28H212ZM225 29V30H224ZM57 30V29H56ZM69 30V29H68ZM94 30V29H93ZM133 30H136L133 34H132V32H133ZM141 30V29H140ZM144 30V31H145ZM160 30H162V31H160ZM164 30H165V32H164ZM177 31V32H180L179 34L177 33V36H176V33H174V31ZM180 30V31H179ZM187 30V29H186ZM185 30V31H186ZM202 30V29H201ZM66 30H64V32H65ZM81 31V30H80ZM90 31V30H89ZM96 31V30H95ZM108 31H109V27H108ZM123 31V32H124ZM148 31H146V32H148ZM156 31H160V32H157L156 33V36H155V32ZM199 32H200V30H198ZM198 31H197V34H198ZM204 31V30H203ZM208 31V30H207ZM216 31H218V29L216 30ZM68 32V31H67ZM85 32H87V31H85ZM102 32V31H101ZM106 32V31H105ZM111 32V31H110ZM140 32V31H139ZM206 32V31H205ZM215 32V31H214ZM100 33V32H99ZM108 33V32H107ZM114 33V32H113ZM112 33V34H113ZM120 33V32H119ZM118 33V34H119ZM138 33V32H137ZM142 33V32H141ZM145 33V32H144ZM143 33V34H144ZM149 33V36L148 35H146L145 34V36L146 37H150V32H148ZM184 33H186V32H184ZM188 33L189 32H187V38L189 39V35H188ZM196 33V32H195ZM212 33V32H211ZM210 33V34H211ZM222 33V32H221ZM227 33V34H226ZM228 33H229V35H228ZM89 34H90V32H89ZM88 34V35H89ZM93 34H95V33H92L91 35H92V37H93ZM105 34V33H104ZM110 34V33H109ZM108 34V35H109ZM117 34V35H118ZM125 34V33H124ZM173 34H175V37L174 36H172ZM191 34V33H190ZM199 34H201V33H199ZM213 34V33H212ZM14 35V34H13ZM64 35V34H63ZM62 35V36H63ZM102 35H103V33H102ZM115 35V34H114ZM138 35V34H137ZM155 37H154V36ZM171 35V36H170ZM214 35V34H213ZM218 34H216V36H217ZM62 36H61V40H62ZM68 36V35H67ZM87 36V35H86ZM184 36H185V34H184ZM201 36H202V34H201ZM200 36V37H201ZM215 36V37H216ZM226 36V37H227ZM83 37V36H82ZM91 37V38H92ZM105 37H106V35H105ZM110 37V36H109ZM143 37V36H142ZM163 37H165V38H163ZM172 37V38H171ZM174 37V38H173ZM192 37H193V35H192ZM191 37V39H193V40H195L194 39V37L192 38ZM206 37V36H205ZM211 37V36H210ZM11 38H13V37H11ZM15 38V37H14ZM87 38V37H86ZM107 39H108V37H106ZM111 38V37H110ZM119 38V37H118ZM123 38H125V36L123 37ZM131 38H129L128 40H130ZM144 38V37H143ZM163 38V39H162ZM170 38V39H169ZM180 38L181 39H184L185 40V38H186V36H185V38L182 36H180ZM180 38L178 37V42H179V40H180ZM195 38H199V37H195ZM202 38V37H201ZM204 38V37H203ZM69 39V38H68ZM80 39V38H79ZM92 39H94V37L92 38ZM91 39V40H92ZM117 39V38H116ZM138 39V38H137ZM137 39H135V41H137ZM164 39H166V41H164L163 43L165 44V42H167V44H165L164 46L162 45L161 46V43L159 44V41L160 40H164ZM200 39V38H199ZM221 39V38H220ZM226 39V38H225ZM226 39V40H227ZM236 39H237V41H236ZM81 40H82V38H81ZM98 40V39H97ZM105 40V39H104ZM115 40V39H114ZM120 40V39H119ZM124 40V39H123ZM127 40V39H126ZM140 40H142V38H140ZM145 40V39H144ZM146 40H147V38H146ZM145 40V41H146ZM148 40H149V38H148ZM177 40H175L174 42H177ZM184 40H182V41H184ZM190 40V39H189ZM197 40V39H196ZM238 40L239 41H247L246 42V44H245V42H244V44L245 45H243V47H242V45H236L237 43H238ZM14 41V40H13ZM87 41V40H86ZM122 41V40H121ZM131 41V40H130ZM134 41V39L132 40V42H135ZM158 41V42H157ZM161 41V42H162ZM186 42L188 41L187 39L185 40ZM185 41L183 42L184 44H182V42H181V40H180V42L179 43H181L182 45H186V43H185ZM67 42H69V41H67ZM81 42V41H80ZM82 42H83V40H82ZM102 42V41H101ZM106 42V41H105ZM117 42V41H116ZM115 42V46H113L114 47V51L115 52H117L118 53V55H119V52H120V54H121V50H123L124 48V46H118V48H120V51H119V49L117 48V46L116 45H123L124 44V42H125V40L122 42V44H117ZM129 42V41H128ZM127 42V43H128ZM138 42H140V41H138ZM148 42V41H147ZM156 42L158 43V46H156L157 44H156ZM190 41H188L187 42V44L189 43ZM204 42V41H203ZM220 42V41H219ZM236 42V43H235ZM241 42V43H242ZM84 43V42H83ZM91 43V42H90ZM109 43V42H108ZM107 43V44H108ZM113 43V42H112ZM120 43V42H119ZM136 43V42H135ZM135 43H133V44H135ZM143 43V42H142ZM199 43V40H198V42H197V44ZM221 43H222V41H221ZM232 43H235V44H232ZM86 44V43H85ZM99 44V43H98ZM104 44V43H103ZM129 44H131V43H129ZM139 44V43H138ZM138 44H136V45H138ZM141 44V43H140ZM140 44H139V46L138 47H140ZM171 44V43H170ZM174 44V43H173ZM181 44H179V46L181 45ZM203 44V43H202ZM224 44H225V42H224ZM110 45V44H109ZM124 45H126V44H124ZM132 45V44H131ZM135 45V46H136ZM160 45V46H159ZM189 45V44H188ZM190 45H194L193 47H191L190 48V46H189V48L190 49H193V50H191V52L193 51H195L194 49H195V44L194 43H192V41H191V44ZM201 45V44H200ZM200 45H198V46H196V47H199ZM204 45V44H203ZM202 45V46H203ZM58 46H59V44H58ZM65 46V45H64ZM128 46V45H127ZM134 46V47H135ZM160 48V47H163V48H160V49H154V48ZM170 46V45H169ZM168 46V47H169ZM187 46V45H186ZM186 46H185V48H186ZM69 47V46H68ZM74 47V46H73ZM108 47V46H107ZM126 47V46H125ZM131 47H133V45L131 46ZM147 47V48H146ZM176 47H177V44H176ZM256 47V48H255ZM259 47V48H258ZM83 48V47H82ZM81 48V49H82ZM89 48V47H88ZM87 48V49H88ZM104 48V47H103ZM116 48V49H115ZM126 48H128V47H126ZM130 48V47H129ZM137 48V47H136ZM170 48V47H169ZM169 48H167L166 47V49L168 50V51H166L165 50V53H168V52H170V53H174L173 51H171L172 49L170 48V50H169ZM188 48V49H189ZM62 49V48H61ZM80 49V50H81ZM87 49H85L84 51H86ZM100 49V48H99ZM107 49V48H106ZM131 49V48H130ZM162 49V50H161ZM208 49V50H207ZM258 49H260V50H258ZM98 50V49H97ZM128 50V49H127ZM187 50V49H186ZM59 51H60V49H59ZM66 51H67V49H66ZM79 51V49H77V52ZM94 51V50H93ZM99 51V50H98ZM110 51V50H109ZM126 51V50H125ZM130 51V50H129ZM133 51V50H132ZM190 51V50H189ZM210 51V52H211ZM217 51V50H216ZM63 52V51H62ZM70 52H72V51H70ZM80 52V51H79ZM83 52V51H82ZM87 52H89V51H87ZM102 52H103V50H102ZM134 52V51H133ZM139 52H136V53H139ZM148 52H150V53H148ZM181 52V51H180ZM196 52V51H195ZM194 52V53H195ZM207 52V53H206ZM125 53V55H126V57L124 58V60H123V62L125 63L126 62V58H128L127 57V55H129L128 53H126V52H124ZM130 53H132L131 51H130ZM197 53V52H196ZM195 53V54H196ZM72 53H70V55H71ZM85 54V53H84ZM86 54H89V53H86ZM99 54V53H98ZM104 54V53H103ZM140 54V53H139ZM140 54V55H141ZM148 56H147V55ZM150 54V55H149ZM177 54V53H176ZM213 54V55H214ZM53 55V54H52ZM92 55V54H91ZM138 55V54H137ZM142 55H141V57H140V62L142 61L143 62V58H142ZM169 55V54H168ZM166 56L165 58L167 59L168 57H171L172 56V54H170L171 56ZM59 56V55H58ZM63 56V55H62ZM89 56V55H88ZM104 56V55H103ZM134 56V54H132V57ZM146 56V57H145ZM164 56V55H163ZM162 55H160L158 58H161V57H163ZM179 56V55H178ZM209 56V55H208ZM225 56V57H224ZM67 57V56H66ZM72 57V56H71ZM70 57V58H71ZM102 57V56H101ZM111 57V56H110ZM115 57V56H114ZM118 57V56H117ZM182 57V56H181ZM180 57V58H181ZM224 57V58H223ZM228 57V58H227ZM61 58V57H60ZM69 58V59H70ZM78 58V57H77ZM89 58V57H88ZM100 58V57H99ZM109 58V57H108ZM112 58H113V55H112ZM121 58V57H120ZM137 57H134V59H135V64H138L137 62H138V60L137 59H139V55H138V58L136 59ZM142 58V59H141ZM153 58V57H152ZM158 58H156L155 60H157V62L159 61V59ZM164 57L162 58V60L160 59V61H165L166 59H165ZM175 58V57H174ZM207 58H209L210 59V57H207ZM215 58V59H214ZM213 58V62L212 63H214V61H215V65L217 64H219V58L220 57H214ZM216 58H218V59H216ZM102 59V58H101ZM117 59H119V58H117ZM116 59V60H117ZM129 59V58H128ZM134 59H133V61H134ZM163 59H165V60H163ZM208 59V61H210ZM225 59V60H226ZM57 60V59H56ZM62 60H63V58H62ZM68 60V59H67ZM67 60H65V61H67ZM109 60V59H108ZM111 60V59H110ZM130 60V59H129ZM170 59H168V61H169ZM180 60V59H179ZM181 60H183V58L181 59ZM201 60V59H200ZM202 60H205V58L204 59H202ZM201 60V61H202ZM225 60H223V61H225ZM61 61V60H60ZM85 61V60H84ZM98 61V60H97ZM96 61V62H97ZM101 61V60H100ZM145 61H149V57H148V59L147 60H145ZM144 61V62H145ZM167 61V60H166ZM166 61L164 62L165 64H166ZM206 61V60H205ZM216 61H217V63H216ZM99 62V61H98ZM115 62V61H114ZM120 62V61H119ZM122 62V63H123ZM142 62H141V65H143L142 64ZM153 62V64L154 63H157V62H155V61H152ZM202 62H204V61H202ZM211 62H210V64L209 65H211ZM220 62H221V59H220ZM57 63V62H56ZM68 63V62H67ZM101 62H99V64H100ZM109 63H111V62H109ZM108 63V64H109ZM128 63V62H127ZM150 63V62H149ZM148 62H147V65L146 66H148V64H149ZM168 63H170V61L168 62ZM171 63H173V61L171 62ZM196 63V65L198 66V65H200V61H199V64H198V61L197 62H195ZM209 63V62H208ZM246 63H248V66H246V67H244V64H246ZM98 64V65H99ZM102 64V63H101ZM111 64H113V63H111ZM115 64V63H114ZM126 64V63H125ZM124 64V65H125ZM151 64V63H150ZM177 64V63H176ZM175 63L174 64H172L173 66H175L176 65ZM221 64V63H220ZM222 64H225V63H222ZM85 65V64H84ZM104 65V64H103ZM110 65V64H109ZM107 66L106 68H107V71L109 72V69H111V66ZM156 65V64H155ZM159 65V64H158ZM157 65V66H158ZM161 65V64H160ZM163 65V64H162ZM169 65V64H168ZM171 64H170V66H172ZM207 65V64H206ZM209 65L207 66V67H209ZM214 65V66H215ZM82 66V65H81ZM106 66V65H105ZM105 66H103V68L104 69H106L105 68ZM118 66H122V64H120V65H118ZM127 66V65H126ZM131 66V65H130ZM133 66V65H132ZM140 66V65H139ZM164 66V65H163ZM169 66V67H170ZM189 65H187L186 67H188ZM192 66V65H191ZM203 66V65H202ZM201 65H200V69H202L201 67H202ZM204 66H205V64H204ZM212 66V65H211ZM213 66V67H214ZM58 67V66H57ZM78 67H80V66H78ZM84 67V66H83ZM83 67H82V69H83ZM125 67V66H124ZM141 67V66H140ZM154 67V66H153ZM168 66H166V68H167ZM168 67V68H169ZM179 67V66H178ZM219 67V66H218ZM61 68V67H60ZM118 68H120V67H118ZM147 68V67H146ZM156 68V67H155ZM164 68V67H163ZM212 68V67H211ZM225 68V67H224ZM12 69V68H11ZM79 69V68H78ZM86 69H88V68H86ZM92 69V68H91ZM98 69V68H97ZM97 69H95V70H97ZM116 69V68H115ZM128 69V68H127ZM126 69V70H127ZM144 69V68H143ZM150 69H151V67H150ZM149 69V70H150ZM153 69V68H152ZM158 69H159V66H158ZM158 69H157V71H158ZM171 69V68H170ZM170 69H168V72H169V70ZM179 69H181V68H179ZM195 69V68H194ZM194 69H192V70H194ZM203 69H205V68H203ZM203 69H202V71H203ZM216 69V68H215ZM215 69H214V71L213 72H215ZM68 70H69V68H68ZM103 70V69H102ZM141 70V69H140ZM148 70V71H149ZM173 70V69H172ZM185 70V69H184ZM208 70V69H207ZM212 70V69H211ZM217 70V69H216ZM72 71V70H71ZM83 71V70H82ZM90 71V70H89ZM111 71H113V70H111ZM122 71V70H121ZM124 71V70H123ZM127 71H129V70H127ZM126 71V72H127ZM131 71V70H130ZM143 71H147V70H143ZM153 71V70H152ZM156 71V72H157ZM161 71V70H160ZM159 71V72H160ZM165 71H167V70H165ZM188 71V70H187ZM199 71V70H198ZM63 72V71H62ZM126 72H124V73H126ZM144 72V73H145ZM159 72H158V74H159ZM179 72V71H178ZM191 72V74H192V71H190ZM194 72V71H193ZM200 72V71H199ZM212 72V73H213ZM67 73V72H66ZM81 73V72H80ZM85 73V72H84ZM95 74L94 75H96V71L94 72ZM106 73V72H105ZM115 73H118L117 71L115 72ZM114 73V74H115ZM153 72H150L149 73V76H148V78H150L151 76V80H153V82H152V84H154L155 86H157L156 88H158L159 86L161 87V89L162 88H166V89H164V90H166V93L164 94L163 92H165V91H163V92H161L164 96V98H165V101L166 102H169V101H167L166 99H169V98H172V99H174L175 100V98L177 97V96H175V97H173V95H172V97H169L170 96V93L171 92H169V95H167V92H168V88H169V82L170 81H168L167 79L169 78H167L166 80L168 81L167 82V84H165L164 82H166V81H164V82H161L160 80H158V81H160V83H164L165 85H167L168 87H165V86H162V84H160V85H157V81L155 80L156 79V77H157V74L155 75V70H154V74H152ZM181 73V72H180ZM179 73V74H180ZM186 73V72H185ZM208 73V72H207ZM210 73V72H209ZM82 74H83V72H82ZM106 74H109V73H106ZM105 74V75H106ZM112 74V73H111ZM120 74V73H119ZM118 74V75H119ZM146 74V73H145ZM145 74H144V76H145ZM150 74H151V76H150ZM163 74V73H162ZM169 74V73H168ZM172 74V73H171ZM176 74V73H175ZM189 74V73H188ZM195 74H196V71H195ZM217 74V73H216ZM70 75V74H69ZM79 75V74H78ZM104 75V74H103ZM124 75V77H126L125 76V74H123ZM140 75V74H139ZM155 75V76H154ZM170 75V74H169ZM192 75H194V73L192 74ZM198 75V74H197ZM215 75V74H214ZM218 75H216L217 77H218ZM83 76V75H82ZM84 76H86V75H84ZM97 77H100V76H98V75H96ZM116 76V75H115ZM127 76H129V73H128V75ZM162 76V75H161ZM212 76V75H211ZM107 77H108V75H107ZM123 77V78H124ZM190 77V76H189ZM200 77V76H199ZM198 77V78H199ZM71 78V77H70ZM96 78V77H95ZM114 78H116V77H114ZM118 78H119V76H118ZM117 78V79H118ZM129 78V77H128ZM127 78V79H128ZM130 78H131V76H130ZM130 78L128 79V81H130ZM133 78V77H132ZM132 78H131V82H132ZM135 78V77H134ZM141 78H143V77H141ZM144 78H146V79H144L145 80V82L147 81V80H149V79H147V75H146V77H144ZM161 78V77H160ZM166 78V77H165ZM172 78H174V77H172ZM180 78V77H179ZM192 78H194V77H192ZM197 78V77H196ZM196 78H195V80H196ZM207 78H208V76H207ZM207 78H206V80H207ZM215 78V77H214ZM219 78L220 77H218V79L216 80V81H218L219 80ZM220 78V79H221ZM69 79V78H68ZM72 79V78H71ZM80 79V78H79ZM113 79V78H112ZM117 79H116V81H117ZM127 79H123L124 81H126L127 82ZM136 79H138V77H136ZM158 79V78H157ZM209 79H212V77H209L208 78V80ZM96 80V79H95ZM94 80V81H95ZM107 80H108V78H107ZM165 80V79H164ZM170 80H171V77H170ZM172 80H174V79H172ZM177 80V79H176ZM188 80H190L189 78H188ZM199 80V79H198ZM204 80V79H203ZM214 79H213V81H215ZM65 81V80H64ZM69 82L70 81H72V80H68ZM82 81V80H81ZM85 81V80H84ZM134 81V80H133ZM150 81V80H149ZM186 81V80H185ZM216 81L214 82V84H220V83H222L220 80V83H216ZM104 82H105V80H104ZM104 82H102V83H99V84H103ZM107 82V81H106ZM105 82V83H106ZM126 82H125V85H126ZM130 82V83H131ZM144 82V81H143ZM148 82V81H147ZM146 82V83H147ZM176 82V81H175ZM184 82V81H183ZM196 81H194V83H195ZM200 82V81H199ZM210 82V81H209ZM65 83H67V82H65ZM78 83V82H77ZM111 83V82H110ZM112 83H113V81H112ZM120 83H122V81H120ZM150 82H148L147 84H149ZM172 83V82H171ZM179 83H181V82H179ZM186 83H188V81L186 82ZM203 83V82H202ZM205 83V82H204ZM203 83V84H204ZM212 83V82H211ZM83 84V83H82ZM109 84V83H108ZM134 84V83H133ZM142 84V83H141ZM147 84H146V86H147ZM151 84V83H150ZM158 84H159V82H158ZM196 84V83H195ZM202 84V85H203ZM79 85V84H78ZM105 85V84H104ZM113 85V84H112ZM132 85V84H131ZM177 85H178V83H177ZM181 85H183V83H181ZM192 85V84H191ZM221 85V84H220ZM59 86V85H58ZM103 86V85H102ZM117 86V85H116ZM115 86V87H116ZM121 86V85H120ZM124 86V85H123ZM127 86H128V83H127ZM144 86H145V84H144ZM171 86H172V84H171ZM179 86V85H178ZM200 86H201V84H200ZM211 86V85H210ZM216 86V85H215ZM61 87V86H60ZM65 87V86H64ZM81 87V86H80ZM96 87V86H95ZM151 87H152V85H151ZM160 87H159V89H160ZM175 87V86H174ZM177 87V86H176ZM181 87V86H180ZM188 87V86H187ZM193 87H194V85H193ZM209 87V86H208ZM214 87V86H213ZM217 87V86H216ZM101 88V87H100ZM106 88V87H105ZM110 88H111V86H110ZM119 88V87H118ZM125 88H126V86H125ZM130 88V87H129ZM132 88V87H131ZM146 88H148V87H146ZM149 88H150V85H149ZM154 88V87H153ZM178 88V87H177ZM186 88V87H185ZM192 88V87H191ZM190 88V89H191ZM223 88V89H222ZM107 89H109V88H107ZM113 89V88H112ZM120 89V88H119ZM152 89V88H151ZM171 89V88H170ZM182 89V88H181ZM188 89H189V87H188ZM187 89V90H188ZM194 89V88H193ZM195 89H196V86H195ZM209 89V88H208ZM207 89V90H208ZM211 89V88H210ZM214 89V88H213ZM216 89H219V85H218V87L216 88ZM235 89H237L236 91H235ZM126 90V89H125ZM142 90V89H141ZM145 90V89H144ZM171 90H174V89H171ZM171 90H169V91H171ZM176 90H178V89H176ZM184 90V89H183ZM183 90H182V92H183ZM197 90V89H196ZM202 90H205V89H203L202 88ZM201 90V91H202ZM140 91V90H139ZM143 91V90H142ZM153 91V90H152ZM151 91V92H152ZM157 93L160 91H158V90H155ZM155 91H153V92H155ZM179 91V90H178ZM186 91V90H185ZM212 91V90H211ZM216 91H218V90H216ZM120 92V91H119ZM152 92V93H153ZM181 92V91H180ZM182 92H181V95H182ZM221 92V93H222ZM149 93V92H148ZM173 93V92H172ZM176 93V92H175ZM198 93V92H197ZM200 93V92H199ZM215 93V92H214ZM178 94V93H177ZM177 94H175V95H177ZM185 94V93H184ZM205 94H206V92H205ZM210 94V93H209ZM132 95V94H131ZM156 95V94H155ZM166 95V96H165ZM186 95V94H185ZM190 95H192V94H190ZM229 95V96H230ZM146 96V95H145ZM158 96V95H157ZM162 96V95H161ZM180 96V95H179ZM193 96V95H192ZM195 96H196V94H195ZM199 96V95H198ZM197 96V97H198ZM150 97V96H149ZM151 97H153V95L151 96ZM155 97V96H154ZM167 97V98H166ZM181 97V96H180ZM205 97H207V96H205ZM217 97V96H216ZM215 97V98H216ZM126 98H127V95H126ZM141 98H143V97H141ZM146 98V97H145ZM144 98V99H145ZM159 98V97H158ZM182 98V97H181ZM132 99V98H131ZM152 99V98H151ZM179 100H181L180 98H178ZM201 99V98H200ZM208 99H209V96H208ZM143 99H141V101H142ZM161 100V99H160ZM159 100V101H160ZM163 101H164V99H162ZM170 101H171V99H169ZM177 100V99H176ZM188 100V99H187ZM197 100V99H196ZM216 100V99H215ZM131 101V100H130ZM156 101V100H155ZM162 101V102H163ZM164 101V102H165ZM178 101V100H177ZM195 101V100H194ZM213 101H214V99H213ZM138 102V101H137ZM145 102H147V101H145ZM150 101H148L147 103H149ZM172 102H174V101H172ZM179 102V101H178ZM182 102V101H181ZM197 102H198V100H197ZM210 102H212V99L210 100ZM231 102V103H230ZM159 103V102H158ZM175 103H176V101H175ZM193 103H196V102H193ZM203 103V102H202ZM217 103H221L220 102V100H219V102H217ZM216 103V104H217ZM223 103H224V101H223ZM236 103V104H237ZM145 104V103H144ZM159 104H162L161 102L159 103ZM164 104V103H163ZM168 104V103H167ZM176 104H178V103H176ZM183 104V103H182ZM198 104V103H197ZM200 104V103H199ZM214 104V103H213ZM173 105V104H172ZM148 106V105H147ZM175 106V105H174ZM181 106V105H180ZM186 106V105H185ZM237 106V105H236ZM149 107H150V105H149ZM159 107H160V105H159ZM187 107V106H186ZM207 107V106H206ZM218 107V106H217ZM224 107V106H223ZM233 107V106H232ZM244 107V108H245ZM163 108V107H162ZM185 108V107H184ZM211 108V107H210ZM221 108V107H220ZM125 109V108H124ZM157 109V108H156ZM159 109V108H158ZM161 109V108H160ZM164 109V108H163ZM172 109V108H171ZM175 109V108H174ZM181 109V108H180ZM201 109V108H200ZM209 109V108H208ZM218 109V108H217ZM217 109H216V111L215 112H211V114L213 115L214 113H215V115L216 114H218V113H220V111H217ZM221 109H223L224 110V108H221ZM232 109V108H231ZM234 109V108H233ZM155 110V109H154ZM162 110V109H161ZM166 110V108L164 109V112H166L165 111ZM203 110H205L204 108H203ZM211 110V109H210ZM214 110V109H213ZM212 110V111H213ZM242 110V109H241ZM126 111V110H125ZM171 111V110H170ZM178 111V110H177ZM180 111V110H179ZM187 111V110H186ZM207 111H209V110H207ZM228 111V110H227ZM149 112H151V111H149ZM163 112V111H162ZM192 112H193V110H192ZM199 112V111H198ZM217 112V113H216ZM131 113V112H130ZM133 114L135 113L134 111L132 112ZM131 113V114H132ZM154 113V112H153ZM224 114V113H223ZM225 114H227V113H225ZM224 114V115H225ZM229 114V113H228ZM247 114H249V113H247ZM256 114V113H255ZM124 115V114H123ZM129 115V114H128ZM209 115H210V113H209ZM212 115H211V117H212ZM236 115V114H235ZM258 115V113L256 114V116ZM130 116V115H129ZM140 117L141 118V121L139 120H133L134 122H137L138 121V123H140V125H141V128H144V126H145V128L143 129L144 131H142V133H143V136L142 137H139V139H137L138 140V142L136 143V142H134V139H131V143H132V140H133V145L132 144H130V145H128V147L127 146H125V148L128 150V152H127V154L129 153V155H130V152L129 151H131V156H127L128 158L130 157L131 158V160H130V162L128 163V167L129 168H131V170H133L134 172H133V174H134V176H133V174H130V175H132V178L134 177L135 179H134V181H136L137 182V184H135V186H136V188L137 187H139L138 189H136V190H138V191H136V190H134L135 188H130V190L132 191V193L134 194L135 193V196H132V194H131V191H129V193L127 192V194L129 195V194H131V197H134V198H136V195L139 197V199H140V197H142V196H144L143 194H145V198H147L149 195H151V190L152 191H154V192H156V193H153V195H154V197L151 195L150 197L152 198L153 197V199H154V202L152 201L151 202V200L149 201V202H151V203H149V204H151V207H155L156 208V210L154 211V209L152 210L154 213L152 214V216L155 214L156 215V212H158V210H161L160 208H162L161 206V203H162V199L163 198H165V197H167V198H169V201H172L173 202V200H175L177 197H178V195H179V193L181 192V191H183V188L184 187H186L187 188V185L189 186V184L190 183H192V181H194L196 178L197 179H199V181H200V179H204V180H210L211 182L212 181H214V182H216V181H219V179H218V177L220 178V182L219 183H222V187H224L223 189L224 190H226V188H228L227 186H229L228 185V182L229 183H231V185L233 184V186L235 187V185H237L238 184V187L240 186V185H242V184H244L245 186L246 185H248V187H249V185H250V187H251V184L253 183L254 184V188L252 187V192L251 193H249L248 191V193H249V195H247L246 193H244L245 192V186L243 185L242 187H244V188H242V187H237L238 188V190L239 189H243V191L244 192H241L240 190H239V192L237 191V193H235L234 191L231 193H227V195H226V193H224V192H220V193H218L217 191H216V193H214L213 191V194H214V197L212 196V197H210V200L207 202V201H205V202H207V203H209L210 201H211V198H214V200H218L217 198H219V197H221L222 196V198H223V193H224V200L226 199L228 202L230 201V202H232L233 200L232 199H234V200H236V201H238V203H236V201L233 203L234 205L236 204L238 207V209L237 208H235V209H237L238 211H237V215L240 217V219L239 220H241V221H243V220H245V219H247L246 217L248 216V214H249V211H251V209L252 208H255L256 209V207H257V209H256V212L254 213V211L255 210H252L253 211V213L255 214H253L252 213V215L250 216V217H248V221H247V223H249V221L251 222L252 220V222H253V224H252V228L250 227L251 226V224H250V226H248L249 227V230H247V223H246V220H245V224L243 225L244 226V229L245 230H243V226H242V223H240L241 221H237L238 223H240V225H241V227H242V230L244 231V233L245 232H249V231H251L250 233H248V234H246V235H243L244 233H242L243 231H241V233L240 234H242V235H240V234H234L235 232L234 231H236L237 229H239V228H237V229H235V230H233V231H226L225 230V232L223 231V230H221V231H223L221 234L219 233H210V234H207L206 235V233L204 234V235H201V236H204V237H201L200 239H196V241H195V243L197 244H194V245H196L197 247H198V245H200L199 247H202L203 245L204 246H206L207 245V247H211V249H212V253H213V255L212 256H215V258H214V264H233L232 262H236V260L234 259V258H232L233 256L234 257H237V254H236V252H239L238 251V249L239 250H242L243 248L245 249L246 248V250H242V251H240L239 252V256H241V257H239L238 259H240V260H242L241 261V263L242 262H246L245 264H264V233H263V229H264V225H263V223H262V220L261 219H263L264 218V143L262 142V146H260V147H258L259 145H260V142H261V140H262V138L264 137V135H261V134H264V128L263 127H261L262 125H264L263 123H264V121L263 120H261V122L260 123H262V124H260L261 126V128H260V130L261 131H263L260 135L261 136H263V137H261L260 135H259V137H255V140L256 139H258L257 141H259L260 139V141L259 142H257V144H256V142H253V141H255L254 140V138H253V143L252 142H248V143H246L248 140H249V138H250V134L251 133H253V132H255V133H253L254 135L256 134V135H258L259 134V128H255V126H253L252 125V127L250 126L251 125V123H250V125H249V123L248 122H246L245 120H244V124H245V126L247 127L248 125V128H247V130L249 131V127H251L250 128V130H253L254 129V131L252 132V131H249L250 133H249V138L247 137V141L245 142L246 143V145H244L245 143H243V141L245 140V138L243 137V139L244 140H240V139H242V134H246L247 132H242V130L243 129H246L244 126V128L243 127H241L242 125L240 124V125H236L233 129H238V128H240V129H238L239 131L241 130V132L239 133V131H237V132H235V133H237V134H235L234 132H233V134L231 133L230 134V132L233 130V129H229V128H231V122H230V120L228 119L230 116H232L233 117V115H230L229 117H228V115H227V119H228V121H229V123H230V125H228V127L229 128H227L226 130H224V128H223V132H220L219 134H213L212 133V135H216V136H213L212 137V135H211V139H208L207 140V138H205V139H201L200 137V139H201V142L204 140V142H202L203 143V145H204V143L205 144H208L209 146H210V148L209 149H212V148H216L217 150H218V146L219 145H221L222 146V152H224V153H222V152H219V154H218V152H217V150H215V149H212V151L214 150L215 151V153L213 154V156H211V153L209 154L210 155V160H212L213 158H215V157H219L220 156V158L221 159H218V158H215V159H213L212 160V162H210L211 164L209 165V162L208 163H206L208 160H206V158H205V160H203L202 158H201V160H199L198 162H199V168H203L205 171H207V172H201V171H203V170H199L198 168L196 169V167H194V171L195 170H199L198 171V173H199V176H202V173H203V177L204 176H207V178L206 177H202V178H199V176H198V174H197V176L198 177H196V173L197 172H194L193 173V162H195L194 163V165L195 164H197L196 163V159L194 160V158H196V156L195 157H193V160L194 161H192V159L190 160V159H188V161L190 160V163H192L191 164V166H192V168H191V166L189 167V168H191L192 170H191V172H190V174H194L195 175V177L196 178H194L193 177V179H192V175H190V178L188 179V173H187V171H186V166H185V163H183V162H186V165L187 164H189V163H187V159L185 160V158L186 157H190V156H187V155H185V157L184 156H180L179 155V158L181 157V159L184 157V160H183V162L181 161V159H180V162H182V163H180L177 159V166L175 165L176 164V160L174 161V164H173V166H170V168H174V165L176 166L174 169H175V172H174V170H172V172H171V170L168 168V165H167V163L165 164L166 166H167V168L169 169V172L170 173H172V176L175 174V176H176V173H179L178 172V170L176 171V168L179 166H182L183 164V166H185V167H183L182 168V172L184 173V171L186 172V176L187 177H184V174H180L182 177L179 179L180 181L176 184V183H174V180L176 181V179L178 178L177 176H176V179H175V177H174V180L172 181V183L171 184H175L176 186H175V188L177 189V190H173L171 193H168V194H163V193H161V194H159L157 197L155 196V194H157V192H159V191H161L159 188H160V186H164V184L162 185V172H164L165 170H167L166 169V167L164 168L165 170H163V165H164V163H165V161H168V160H165L166 159V156H165V149H168L170 152H172V151H176L177 153H178V151L176 150V149H178V147L179 146H184V145H179V144H181L180 143V141L181 142H183V141H187L186 140V137H184L185 135H183V138H180L179 139V137H178V135H176L175 137H178V140L176 141L175 140V138L174 139H172V140H175V141H173V142H171V143H169V144H167L166 142L167 141H169L170 142V139L173 137V134H172V137L170 138V137H168V138H166V142L164 141V136H162V133H161V131H163V129H164V126L166 125L165 124V117H164V115H162V114H160V113H158V115H155L154 116V118L153 119H149V118H147L146 117V115L145 114H137V112H136V115H135V118L136 117ZM207 116V115H206ZM218 116H221V114H219ZM218 116H216L218 119H221V118H219ZM223 116V115H222ZM221 116V117H222ZM248 116V115H247ZM256 116H254V117H256ZM262 116H264V114L262 115ZM146 117V118H145ZM210 117V116H209ZM209 117H207V119L209 118ZM213 117H215V116H213ZM212 117V118H213ZM215 117V118H216ZM244 117V116H243ZM257 117H259V115L257 116ZM261 117V116H260ZM206 118V117H205ZM214 118V119H215ZM225 118V116H223L222 117V121L220 120H218V119H215L214 121H216L217 120V123L218 122H223L224 119ZM231 118V117H230ZM236 118V117H235ZM239 118H240V116H239ZM246 117H244V119H245ZM136 119H138V118H136ZM232 119H234V118H232ZM236 119H238V118H236ZM248 119V118H247ZM251 119V118H250ZM260 119V118H259ZM263 119V118H262ZM132 120V119H131ZM145 120V121H144ZM210 120V121H209ZM209 120L207 121L206 119L204 120V119H202V120H200V123H202V122H204V121H207L208 122V125H210L211 124V121H213V119L211 120V118H209ZM252 120H253V118H252ZM142 121H144L145 122V124H144V126H142L143 124H142ZM202 121V122H201ZM214 121L212 122V124H215V126L217 125V123L215 122L214 123ZM227 121V120H226ZM228 121H227V124H228ZM131 122V121H130ZM143 122V123H144ZM207 122H205V123H207ZM210 122V123H209ZM258 122H259V120H258ZM181 123V122H180ZM186 123V122H185ZM224 123H225V121H224ZM237 123V122H236ZM130 124V123H129ZM132 124H133V122H132ZM189 123H187V125H188ZM202 124H204V123H202ZM202 124H199L198 123V126H200V125H202ZM226 124V125H227ZM243 124V125H244ZM247 124V125H246ZM252 124H254V125H256L255 123H253L252 122ZM124 125V124H123ZM122 125V126H123ZM126 125V124H125ZM170 125V124H169ZM173 125V124H172ZM172 125H170V127L172 128V127H174V126H172ZM197 125V124H196ZM208 125L206 126V125H204V132L206 133V129H205V127L207 128L208 127ZM222 125H223V123H222ZM235 125V124H234ZM233 125V126H234ZM127 126V125H126ZM126 126H124V127H126ZM129 126V125H128ZM136 126V125H135ZM138 126H139V124H138ZM146 126H148V127H146ZM167 126V125H166ZM175 126H177L176 124H175ZM214 125H213V129H214V127H215ZM257 127L259 126V125H256ZM184 127H185V125H184ZM197 127V126H196ZM195 127V128H196ZM200 127H203V126H200ZM210 128H211V125L209 126ZM219 127V126H218ZM224 127H226L225 125H224ZM167 127H165V129H166ZM168 128H169V126H168ZM177 128V127H176ZM194 128V129H195ZM209 128V129H210ZM109 129V128H108ZM132 129V128H131ZM187 129H189V128H187ZM192 129V128H191ZM194 129H192V131L194 130ZM199 129V128H198ZM203 129V128H202ZM208 129V128H207ZM217 129V128H216ZM263 129V130H262ZM102 130V129H101ZM101 130H100V135H102L101 134ZM121 130V129H120ZM124 130H125V128H124ZM124 130H122V131H124ZM135 130L137 131V128H135ZM167 130V129H166ZM169 130H170V128H169ZM168 130V131H169ZM220 130V129H219ZM256 130V131H255ZM258 130V131H257ZM179 131V130H178ZM187 131V130H186ZM186 131H184L185 133H187ZM189 131V130H188ZM202 131V133H203V136L204 135H206V134H204V132ZM209 130H207V135H208V137H209V134H211V133H209L208 132ZM77 132H78V130H77ZM132 132H134V130H132ZM164 132V131H163ZM183 132V133H184ZM199 132V131H198ZM200 132H201V129H200ZM210 132H212L211 131V129H210ZM213 132H214V130H213ZM257 132V133H256ZM102 133H105L106 134V132H102ZM117 133V132H116ZM122 133V132H121ZM130 133V132H129ZM141 133V134H142ZM182 133V132H181ZM184 133V134H185ZM189 133V132H188ZM136 134V133H135ZM148 134V135H147ZM149 134H152V138H154V136H155V139H152V138H148L149 137ZM169 134V133H168ZM177 134V133H176ZM235 134V135H234ZM253 134L251 135L252 137H253ZM119 135V134H118ZM126 135H127V133H126ZM126 135H125V137H126ZM129 135V134H128ZM134 135V134H133ZM146 135H147V137H146ZM165 135V134H164ZM206 135V136H207ZM255 135V136H256ZM98 136V135H97ZM103 136V135H102ZM123 136V135H122ZM138 136H140V133L138 134ZM151 136V135H150ZM246 136H248V135H246ZM98 137H100V136H98ZM104 137H107V136H104ZM103 137V138H104ZM195 137H198V136H195ZM118 138V137H117ZM117 138H115V139H117ZM133 138H135V137H133ZM189 138H191V137H189ZM98 139V138H97ZM105 139V138H104ZM108 139V138H107ZM119 139H121V138H119ZM183 139V140H182ZM187 139H188V137H187ZM198 139V138H197ZM197 139H194V140H192V141H196ZM199 139V140H200ZM94 140V139H93ZM118 140V139H117ZM122 140V139H121ZM128 140H130V139H128ZM127 140V141H128ZM191 140H189V141H191ZM251 140H252V138H251ZM108 141V140H107ZM112 142H114L113 140H111ZM116 141V140H115ZM125 141V140H124ZM250 141V140H249ZM264 141V140H263ZM110 142V141H109ZM118 142H119V140H118ZM121 142V141H120ZM129 142V141H128ZM140 142V143H139ZM198 142V140L196 141V143ZM201 142L199 143V144H201ZM102 143H103V141H102ZM114 143H116V142H114ZM122 143V142H121ZM190 143V142H189ZM196 143H190L189 145H191L192 147V150L194 149V148H196V147H194V144H196ZM255 143V145L256 146H253V144ZM91 144V143H90ZM89 144V145H90ZM94 144H95V146L93 147V148H97L101 143H99V142H94ZM108 143H106V145H107ZM109 144H111V143H109ZM123 144V143H122ZM128 144V143H127ZM60 145V144H59ZM92 145V144H91ZM98 145V146H97ZM198 145V144H197ZM58 146V145H57ZM64 146V145H63ZM66 146V145H65ZM64 146V147H65ZM109 146V145H108ZM122 146V145H121ZM121 146H119V147H121ZM124 146V145H123ZM186 146V145H185ZM183 147L184 148V150H185V148L186 147ZM200 146V145H199ZM198 146V147H199ZM205 146V145H204ZM203 146V147H204ZM221 146H219V147H221ZM253 146V147H252ZM73 147V146H72ZM71 147V148H72ZM87 147H89L88 146V140H87V138L85 139V138H77L76 140H75V145H74V147L70 150V148H64L65 150H66V152L65 153H63V155L62 156H60V155H57L56 157H54V160H55V167H54V169H53V171H50V170H48L47 169V167H45L46 165H41V168L43 167V170H41L40 171V173H38V172H36V174L34 173V174H23V178L24 179H26L27 181H31V183H33V185H34V195H35V198L36 199H42V201L43 202H45V205L47 204V205H49V206H47L48 208L49 207H52V208H55V207H61L62 205H66V207H67V210H68V212H70V216L73 218V216H74V218L73 219H78V221L80 222H78V224H81L82 225V227L84 228V232H86V227H87V225H88V221L90 220V216H89V213H91L92 214V212H93V208H94V206L95 205H93L94 204V202L96 201L95 200V198H96V196L98 195V189H99V185H100V180H99V177L98 176H100V175H98V173L99 174H101V176L102 175H104V177H108L109 175H106L105 176V174L104 173H102V169H103V167H105L104 166V164L106 163V162H104V164H102L101 162H103V160L101 161L100 160V163L99 164H102V165H98V167L100 168V170H99V168L97 167V165L96 164H98V161H99V158H98V160H96L97 161V163H95V160H94V162L92 163L91 161H90V159H91V156L93 155H89L90 156V158L88 157V152L87 153H85L83 150V153L84 154H86L87 155V157L85 158V157H83V155H81V149H87ZM104 147H105V144H104ZM180 148V149H183V148ZM187 147H189V146H187ZM194 147V148H193ZM207 147V146H206ZM251 147H252V149H251ZM90 148V147H89ZM92 148V147H91ZM99 148V147H98ZM106 148L108 149V147L106 146ZM114 148V147H113ZM200 148L201 147H199V150H200ZM257 148H259L258 150H259V153H257L256 152V150H257ZM63 149V150H64ZM68 149V150H67ZM100 149H101V146H100ZM102 149H104V148H102ZM101 149V150H102ZM118 149V148H117ZM126 149L124 150V152L126 151ZM198 149V148H197ZM202 149V148H201ZM256 149V150H255ZM122 150H123V148H122ZM190 150V149H189ZM196 149H194V151H195ZM206 150V149H205ZM221 149H219V151H220ZM223 150H225V151H223ZM257 150V151H258ZM60 151V150H59ZM58 151V152H59ZM100 151V150H99ZM167 151V150H166ZM203 151V150H202ZM207 151V150H206ZM209 151H211V150H208V153H209ZM213 151V152H214ZM254 151V153H252ZM64 152V151H63ZM98 152V151H97ZM97 152H96V154H97ZM112 152V151H111ZM110 152V153H111ZM115 152V151H114ZM118 152H120V149H119V151ZM169 152V153H170ZM185 152V151H184ZM184 152H179L180 154H182V153H184ZM187 152H188V150H187ZM196 152V151H195ZM194 152V153H195ZM198 152V151H197ZM167 154H168V152H166ZM175 152H173V154H174ZM176 153V154H177ZM191 153V152H190ZM193 153V152H192ZM204 153H205V151H204ZM95 154V155H96ZM109 154V153H108ZM115 154V153H114ZM120 154H121V152H120ZM126 154V153H125ZM172 153H170V155H171ZM197 154V153H196ZM221 154H223L222 156H221ZM254 154H256V155H254ZM258 154V155H257ZM95 155H93V157L95 156ZM118 155V154H117ZM169 155V156H170ZM178 155V154H177ZM177 155H173V156H177ZM200 155V154H199ZM203 155V154H202ZM206 156L208 155L207 154V152H206V154H205ZM217 155V156H216ZM97 156V155H96ZM95 156V157H96ZM103 156V155H102ZM112 156V155H111ZM115 156V155H114ZM114 156L111 158V159H113L114 158ZM121 156V155H120ZM172 156V155H171ZM198 156V155H197ZM98 157V156H97ZM104 157H105V155H104ZM107 157L108 156H106V159H104V160H108L107 159ZM126 157V156H125ZM168 157V156H167ZM200 157V156H199ZM202 157V156H201ZM103 158V157H102ZM173 158V157H172ZM178 158V159H179ZM204 158V157H203ZM91 159V160H92ZM122 159H123V157H122ZM168 159V158H167ZM198 159V158H197ZM119 160V159H118ZM172 160V159H171ZM202 160L203 161H205V164H206V166L203 164L204 162H202ZM209 160V161H210ZM111 161H113V160H111ZM123 161V160H122ZM121 161V162H122ZM126 161H128L127 159H126ZM192 161V162H191ZM54 162V161H53ZM118 162V161H117ZM119 162H120V160H119ZM119 162H118V164H119ZM120 162V163H121ZM172 162V161H171ZM110 163V162H109ZM114 164V161L113 162H111V164ZM180 163V164H179ZM108 164V163H107ZM117 164V165H118ZM124 164V163H123ZM125 164H127V163H125ZM182 164V165H181ZM115 165V164H114ZM121 165H122V163H121ZM190 165V164H189ZM119 166H120V164L118 165V168H119ZM110 167H112V168H114L115 166H111L110 165ZM125 167V166H124ZM124 167H122V169L124 168ZM178 167V168H179ZM198 167V166H197ZM207 167L208 169H205V168ZM111 168V169H112ZM129 168H127V169H129ZM177 168V169H178ZM185 168V169H184ZM189 168H187V169H189ZM104 169H107V167L106 168H104ZM116 169V168H115ZM122 169H121V166H120V171H122ZM124 169H126V167L124 168ZM179 169H181V168H179ZM184 169V170H183ZM110 170V169H109ZM130 170V169H129ZM128 170H125V172L124 173H127V175H128V173L129 172H131V171H128ZM180 171V170H179ZM180 171V172H181ZM113 172V171H112ZM168 172V171H167ZM166 171H165V173H167ZM169 172H168V175H169ZM189 172V171H188ZM106 173V172H105ZM122 173H123V171H122ZM164 173V174H165ZM243 174V176L241 175V174ZM108 174V173H107ZM110 174H112V173H110ZM179 174H177L178 176H179ZM201 174V175H200ZM113 175V174H112ZM111 175V176H112ZM117 175V174H116ZM120 175H124V174H121L120 173ZM129 175V176H130ZM217 175H220V176H217ZM239 175H241V177L243 178V180L241 181V179L242 178H240V180L238 181L236 178H237V176L238 177H240ZM249 175H251L253 178H251ZM118 176V175H117ZM215 176L217 177V179L215 180L214 178H215ZM226 176V177H225ZM228 176H230V178H229V180H228V182H227V179H225V178H227ZM236 176V177H235ZM255 176L256 177H258V181H255L256 179H255ZM103 177V176H102ZM110 177V176H109ZM116 177V176H115ZM124 177H127V176H123V179H124ZM131 177V176H130ZM180 177V176H179ZM119 178V177H118ZM118 178H116L117 180H118ZM120 178H122L121 176H120ZM131 178V179H132ZM167 178V177H166ZM170 178H171V176H170ZM182 178H184V179H182ZM186 178V179H185ZM211 178H213V179H211ZM221 178L222 179H224V180H222V182H221ZM127 180H125V181H128V177L126 178ZM252 179H255V180H253V181H251L250 182V180H252ZM159 180H161V181H159ZM171 180V179H170ZM178 180V179H177ZM184 180V181H183ZM204 180H201L202 182L204 181ZM120 181V180H119ZM119 181L118 182H116L117 184L119 183ZM124 181V180H123ZM125 181L123 182V183H125ZM134 181H132L131 180V182H134ZM183 181V182H182ZM197 181V180H196ZM107 182H109L108 181V179H107ZM111 182V181H110ZM136 182H134V183H136ZM182 182V184L181 185H179L180 183ZM195 182V181H194ZM198 182V181H197ZM209 182V181H208ZM207 182V183H208ZM247 182V183H246ZM249 182V183H248ZM256 182H258V183H256ZM106 183V182H105ZM129 183H130V181H129ZM170 183V182H169ZM207 183H205L204 185L205 186H207V188H208V185H207ZM219 183H217V185L219 184ZM241 183V184H240ZM246 183V184H245ZM48 184H58L59 185V189H48L47 187H49L48 186ZM128 184V183H127ZM126 184V185H127ZM140 184V185H139ZM200 184V183H199ZM214 184V183H213ZM253 184H252V186H253ZM107 185V184H106ZM108 185H109V187H110V184L108 183ZM115 185V184H114ZM132 185V184H131ZM130 185V186H131ZM216 185V186H217ZM219 185H221V184H219ZM218 185V186H219ZM230 185V186H231ZM116 186H119V185H116ZM124 186H125V184H124ZM172 186V185H171ZM212 186V185H211ZM226 186V187H225ZM233 186H231L232 188H233ZM165 187V186H164ZM167 188L169 187V186H166ZM173 187H174V185H173ZM179 187V188H178ZM202 188H204L203 186H201ZM200 187V188H201ZM210 187V186H209ZM235 187V190L237 189ZM247 187V186H246ZM141 188H143V189H145V190H149L150 191V193H149V195H148V193H147V197H146V193H143L142 191H141ZM163 188V187H162ZM211 188V187H210ZM218 188H220V187H218ZM218 188H217V190H218ZM231 188V189H232ZM47 189L49 190V191H47ZM115 189H116V187H115ZM122 189V188H121ZM133 189V190H132ZM193 189H194V191H195V188L193 187ZM193 189H191V190H193ZM221 189V188H220ZM219 189V190H220ZM230 189V188H229ZM228 189V190H229ZM230 189V190H231ZM234 189V188H233ZM247 189V188H246ZM250 191H251V189L250 188H248ZM109 190H111V189H109ZM117 190H119V189H117ZM164 190V189H163ZM105 191V190H104ZM123 191V190H122ZM144 191V190H143ZM193 191V192H194ZM205 190H203V192H204ZM206 191H208V189H206ZM221 191H223V190H221ZM137 192V193H136ZM201 192H202V190H201ZM209 192H210V190H209ZM109 193V192H108ZM111 193V192H110ZM114 193V192H113ZM117 193V192H116ZM119 193V192H118ZM195 194H194V196H195V198H196V196L197 195H199L198 193H200L199 192V189H196V192H194ZM207 193V192H206ZM206 193H202V195H201V193H200V195H201V197L203 196V194H206ZM245 195H244V194ZM187 194V193H186ZM185 194V195H186ZM191 194V193H190ZM215 194H219L218 196L217 195H215ZM241 194H242V199H240V197H241ZM128 195H126V196H128ZM200 195L198 196V197H200ZM221 195V196H220ZM105 196V195H104ZM115 196H117V195H115ZM121 196H123V195H121ZM182 196V195H181ZM190 196V195H189ZM188 196V197H189ZM193 196V195H192ZM205 196V195H204ZM207 196V195H206ZM217 196V197H216ZM108 197V196H107ZM129 197H130V195H129ZM130 197V198H131ZM186 197V196H185ZM199 198V199H195V200H193L195 203L196 202H198L200 199H202V198ZM209 197H208V199H209ZM113 198H114V196H113ZM142 198H144V197H142ZM141 198V199H142ZM145 198H144V200H141L142 201V203H145L144 201H146L145 200ZM172 198V200H170ZM205 198V197H204ZM40 199V200H41ZM119 199V198H118ZM121 199V198H120ZM127 199H128V197H127ZM132 199V198H131ZM138 199V200H139ZM191 199V198H190ZM190 199H188L187 198V200H188V202H189V200ZM206 199H207V197H206ZM207 199V200H208ZM95 200V201H94ZM114 200H115V198H114ZM113 200V201H114ZM124 200H126L125 198H124ZM128 200H130V199H128ZM133 200V199H132ZM138 200H133V201H137V202H139ZM182 200H185V199H183L182 198ZM214 200H212V203L214 202L215 204H216V201H214ZM223 200V199H222ZM232 200V201H231ZM131 201V200H130ZM130 201H128V203L130 202ZM132 201V202H133ZM141 201H140V205H136V207L137 206H139V208L141 207ZM186 201V200H185ZM200 201H203V200H200ZM226 201V202H227ZM121 202V201H120ZM119 202V203H120ZM125 202V201H124ZM132 202H131V205H132ZM137 202H135V204L137 203ZM179 202V201H178ZM182 202V201H181ZM181 202L179 203V204H181ZM188 202H187V204H188ZM191 202V201H190ZM205 202H202L203 203V205L205 204ZM222 202V201H221ZM230 202H229V204H230ZM42 203V202H41ZM126 204H127V202H125ZM153 203V204H152ZM166 203V202H165ZM174 203H176V202H174ZM191 203L192 205H194L193 206V208L195 207L196 209H198V207L199 206H201V203ZM207 203L204 205V206H206L207 205ZM211 203V202H210ZM209 203V206L210 205H212V203L210 204ZM223 203V202H222ZM232 203H231V205H232ZM43 204V203H42ZM108 204L110 205V202H108ZM163 204H164V202H163ZM190 204V203H189ZM197 204H198V207H196L197 206ZM214 204V205H215ZM44 205V204H43ZM128 205H130V204H128ZM127 205V206H128ZM143 205V204H142ZM152 205H155V206H152ZM156 205L158 206V210H157V207H156ZM174 205V204H173ZM177 205H178V203H177ZM182 205V204H181ZM186 205V204H185ZM185 205H183V206H185ZM222 205H226V204H222ZM222 205H219L218 206V204H217V209H219L220 208V206H222ZM233 205V206H234ZM126 206V205H125ZM147 206H148V204H147ZM150 206V205H149ZM170 206V205H169ZM176 206V205H175ZM189 206V205H188ZM188 206H186V209H187V207ZM227 206H229V205H227ZM45 207V206H44ZM117 207V206H116ZM129 207V206H128ZM136 207H135V209H136ZM178 207V206H177ZM181 207V206H180ZM203 207V206H202ZM201 207V208H202ZM225 207V206H224ZM236 207V206H235ZM108 208V207H107ZM138 207H137V209L136 210H138L139 209ZM193 208L191 209V207H190V209L192 210V211H194L195 212V210H193ZM194 208V209H195ZM203 208H205V207H203ZM206 208H208L207 206H206ZM205 208V209H206ZM213 208V209H212ZM216 208H215V210H214V207H210V209L213 211H217L216 210ZM222 208V207H221ZM220 208V209H221ZM229 209L231 208V206L230 207H228ZM95 209V208H94ZM146 209V208H145ZM149 209V208H148ZM167 209V208H166ZM178 209V208H177ZM177 209L175 210V211H177ZM184 209V208H183ZM182 209V211L184 212V210ZM205 209H203V210H205ZM209 209V210H210ZM219 209V211H221ZM225 209V208H224ZM235 209H231V211L232 210H234V211H236ZM129 210H130V208H129ZM132 210V209H131ZM135 210V211H136ZM173 210H174V208H173ZM181 210V209H180ZM179 210V211H180ZM201 210V209H200ZM200 210H199V215H201L200 214ZM208 210V209H207ZM226 210H227V208H226ZM225 210V211H226ZM92 211V212H91ZM133 211V210H132ZM139 211V210H138ZM146 211H148V210H146ZM165 211V210H164ZM168 211V210H167ZM191 211V212H192ZM202 211V210H201ZM211 211V212H212ZM231 211H229L228 213H230ZM107 212V211H106ZM117 212H119V209H118V211ZM127 212V211H126ZM134 212V211H133ZM173 212V211H172ZM203 212H205V211H202L201 213H203ZM209 212V211H208ZM207 211H206V213H208ZM211 212H210V214H211ZM215 212H213V213H215ZM123 214L125 213V212H122ZM128 213V212H127ZM137 213V212H136ZM140 213V212H139ZM164 213V212H163ZM175 213V212H174ZM188 213H189V211H188ZM196 213L197 212H195L194 213V216H197L196 215ZM205 213V214H206ZM224 213V212H223ZM235 213V212H234ZM144 215L146 214V213H143ZM165 214V213H164ZM180 214V213H179ZM187 214V213H186ZM189 214H191V213H189ZM217 214V213H216ZM216 214H213V215H210V216H208V214H206L207 216V219H208V221H210V223H212V225L213 226H211V227H214V224H215V219L217 218V216H216ZM233 214V213H232ZM251 214V213H250ZM73 215V216H72ZM134 215H136L135 214V212H134ZM177 215V214H176ZM222 214L220 213V216H221ZM224 215V214H223ZM231 215V214H230ZM234 215V214H233ZM236 215V216H237ZM127 216V215H126ZM131 216V215H130ZM133 216V215H132ZM131 216V217H132ZM160 216V215H159ZM167 216V215H166ZM168 216H169V213H168ZM190 216V215H189ZM193 215H191V217H192ZM211 216H213V217H211ZM225 216H226V214H225ZM232 216V215H231ZM231 216H230V218H231ZM1 217V216H0ZM88 217H89V219H88ZM118 217V216H117ZM131 217H129V218H131ZM135 216H133V218H134ZM138 217V216H137ZM144 217V216H143ZM154 218H156V216H153ZM162 217V216H161ZM174 217V216H173ZM180 217H182V216H180ZM184 217V216H183ZM182 217V218H183ZM206 217H205V219L203 218V225H202V223H200V221H201V219L199 220L198 218H199V216L198 217H194V218H196L197 219V222H198V220H199V223H200V227H202V228H204V227H206V225H204V224H208L209 222L206 220ZM215 217V218H214ZM227 217L228 216H226V219L225 220H228L229 219V217H228V219H227ZM233 217V216H232ZM238 217V218H239ZM255 217V218H254ZM11 218V217H10ZM55 218V217H54ZM62 218V217H61ZM100 218V217H99ZM145 218V217H144ZM148 218H149V216H148ZM164 218H165V216H164ZM164 218H162V220H161V222H163V219ZM169 218V217H168ZM179 218V217H178ZM186 218V217H185ZM212 218H214V224H213V222H211L212 220H209V219H212ZM222 218V217H221ZM220 218V219H221ZM223 218H225V217H223ZM234 218L236 219V217L234 216ZM249 218L251 219V220H249ZM4 218H2V221H4L3 220ZM9 219V218H8ZM7 219V220H8ZM49 219V218H48ZM52 219H53V217H52ZM72 219V220H73ZM104 219V218H103ZM170 219H173V220H175L174 218H170ZM196 219H194V220H196ZM218 220H220L219 219V216H218V218H217ZM6 220V219H5ZM6 220V223L8 222V224H10L11 223V219H10V222L9 221H7ZM106 220H107V218H106ZM153 220V219H152ZM159 220V219H158ZM165 221H166V218L164 219ZM172 220V221H173ZM185 220H187V219H185ZM193 219H191V221H192ZM204 220L205 221H207V222H204ZM237 220V219H236ZM52 221V220H51ZM58 221V220H57ZM60 221H62V220H60ZM75 221V220H74ZM73 221V222H74ZM103 221V220H102ZM121 221V220H120ZM145 221V220H144ZM143 221V222H144ZM149 221H151L150 220V218H149ZM175 221H177V220H175ZM180 221H182L181 220V218H180ZM187 221H190V220H187ZM230 221V220H229ZM54 222V221H53ZM56 222V221H55ZM77 222H76V224H77ZM88 222V223H87ZM131 222V221H130ZM145 222H147V220L145 221ZM151 222H155L156 223V221H151ZM161 222H160V224H158L159 226L161 225ZM167 222V221H166ZM165 222V223H166ZM217 222V221H216ZM223 222V221H222ZM221 221H220V223H222ZM228 222V221H227ZM226 222V223H227ZM231 222H233V219H231ZM230 222V223H231ZM234 222H235V220H234ZM236 222V223H237ZM251 222V223H252ZM5 223V222H4ZM32 223V222H31ZM34 223V222H33ZM58 223V222H57ZM64 223V222H63ZM62 222H60V225L61 224H63ZM75 223V222H74ZM139 223H140V221H139ZM164 223V224H165ZM171 223V222H170ZM173 223V222H172ZM171 223V224H172ZM176 223V222H175ZM179 223V222H178ZM181 223V222H180ZM189 224L191 223V222H188ZM192 223H194V222H192ZM195 223H196V221H195ZM199 223H198V226H199ZM224 223V222H223ZM1 224H2V222H1ZM50 224H53V223H50ZM55 224V223H54ZM73 224V223H72ZM93 224V223H92ZM142 223H140V227L142 226L141 225ZM144 224V223H143ZM149 224V223H148ZM186 224V223H185ZM188 224V225H189ZM231 224H235V223H231ZM28 225H29V223H28ZM32 225V224H31ZM80 225V226H81ZM124 225V224H123ZM130 225V224H129ZM137 225V224H136ZM135 224H134V226H136ZM147 225V224H146ZM151 225V224H150ZM149 225V226H150ZM152 225H154V224H152ZM179 225V224H178ZM183 225H184V223H183ZM191 225H193V224H191ZM195 225V224H194ZM209 225H211V224H209ZM227 225H229V222H228V224ZM232 225V227H234ZM240 225L239 226H237V227H240ZM245 225H246V227L247 228H245ZM249 225V224H248ZM2 226V225H1ZM5 226H7L6 224H5ZM9 226V225H8ZM27 226V225H26ZM25 226V227H26ZM43 226V225H42ZM49 226V225H48ZM63 226H65V225H63ZM77 226V225H76ZM145 226V225H144ZM155 226V225H154ZM157 226V225H156ZM164 225H162V227H163ZM166 226H167V224H166ZM172 226H173V224H172ZM190 226V225H189ZM196 226V225H195ZM197 226V227H198ZM217 226V225H216ZM230 226V225H229ZM229 226H227L228 227V229H229ZM15 227V226H14ZM21 227V226H20ZM39 227V226H38ZM53 227H54V225H53ZM67 227V226H66ZM117 227V226H116ZM128 227H130V226H128ZM139 227V229H137L138 231H140V228ZM146 227V226H145ZM153 227V226H152ZM151 227V229H153ZM174 227V229H175V231L176 230H178V229H176L175 227V225L173 226ZM179 227H181L180 225H179ZM179 227H177V228H179ZM184 227H186V226H183V228ZM191 227V226H190ZM189 227V228H190ZM209 227V226H208ZM207 227V228H208ZM219 226H217V228H218ZM222 227V226H221ZM226 227V228H227ZM231 227V229H233ZM236 227V226H235ZM10 228V227H9ZM46 228V227H45ZM50 228V227H49ZM52 228V227H51ZM63 228V227H62ZM126 228V227H125ZM136 228V227H135ZM148 228V226L146 227V231L144 230V232L146 233L147 231L149 232V230L147 229ZM161 228V227H160ZM171 228V227H170ZM170 228L168 229V231L170 232ZM187 228V227H186ZM185 228V229H186ZM193 228V226L191 227V229ZM220 228V227H219ZM0 229H2V228H0ZM27 229H28V227H27ZM97 229H98V227H97ZM134 229V228H133ZM143 229V228H142ZM150 229V230H151ZM163 229H165V228H163ZM181 229V228H180ZM185 229H183L184 231H185ZM195 229H196V227H195ZM215 229V228H214ZM221 229V228H220ZM7 230V229H6ZM63 230V229H62ZM99 230V229H98ZM130 229H127V231H129ZM136 230V229H135ZM136 230V231H137ZM156 230H158V229H156ZM182 230V229H181ZM247 230V231H246ZM55 231H57V230H55ZM118 231V230H117ZM132 231V230H131ZM134 231V230H133ZM142 232H143V230H141ZM161 231V230H160ZM163 231V230H162ZM161 231V232H162ZM172 231V230H171ZM180 231V230H179ZM240 231V230H239ZM58 233H59V231H57ZM56 232V233H57ZM141 232V233H142ZM151 232H153V231H151ZM155 233H157L156 231H154ZM158 232H159V230H158ZM166 232V231H165ZM178 232V231H177ZM176 232V233H177ZM186 232V231H185ZM188 232H189V230H188ZM187 232V233H188ZM193 232V233H192ZM205 232V231H204ZM203 232V233H204ZM226 232H230V233H233V237H232V235H230V237H228V233H226ZM8 233V232H7ZM36 233V232H35ZM135 233V232H134ZM134 233H133V235H134ZM140 233V234H141ZM150 233V232H149ZM163 233V232H162ZM161 233V234H162ZM171 233V232H170ZM175 233V232H174ZM191 233L192 234H190V232H189V234L190 235H192L193 236V234L195 233V235H196V233L197 232H195L194 231V228H193V231H191ZM3 233H1V235H2ZM53 234H55V233H53ZM122 234V233H121ZM131 234V233H130ZM136 234V233H135ZM139 234V235H140ZM143 235H144V233H142ZM141 234V235H142ZM168 233L166 232V234L165 235H167ZM178 234V233H177ZM182 234V233H181ZM200 234V233H199ZM216 234V235H215ZM77 235H80V234H77ZM85 236V238H81L82 239V241H81V243L80 242H77V243H75V247L77 246V248H79V246H86L87 248H90V247H93L92 246V242L91 241H88V238H86V233L84 234ZM147 235H148V233L147 234H145V236H144V238L145 237H147ZM150 235V234H149ZM160 235V234H159ZM159 235H157V237H160ZM180 235V234H179ZM188 235V234H187ZM186 235V236H187ZM190 235H188L189 237H190ZM236 235V236H235ZM3 236H5V235H3ZM7 236V235H6ZM41 236V235H40ZM132 236V235H131ZM169 236H171V237H174V235H173V233H172V235H169ZM169 236H167V237H169ZM187 236V237H188ZM238 236V237H237ZM35 237V236H34ZM62 237V236H61ZM76 237V236H75ZM139 237V236H138ZM143 237V236H142ZM153 237V236H152ZM155 237V236H154ZM165 237V236H164ZM182 237H184V236H182ZM182 237H181V239H182ZM5 238V237H4ZM3 238V239H4ZM18 238V237H17ZM57 238H59V237H57ZM118 238V237H117ZM132 238V237H131ZM141 237H139V239H140ZM151 238V237H150ZM149 238V239H150ZM162 238V237H161ZM170 238V237H169ZM176 238H178V237H176ZM2 239V238H1ZM45 239V238H44ZM52 239H53V237H52ZM64 239V238H63ZM77 239V238H76ZM76 239H75V241H76ZM135 239H136V237H135ZM148 239V238H147ZM146 238L145 239H141V240H144V242H145V240H146V242L145 243H148L149 244V241L150 240H147ZM154 239V238H153ZM179 239V238H178ZM221 239L223 240V241H221ZM36 240V239H35ZM77 240H79V238L77 239ZM141 240H139V241H141ZM158 240H159V238L158 239H156V242H158ZM161 240V239H160ZM168 239H166V241H167ZM177 240V239H176ZM180 240V239H179ZM184 240V239H183ZM3 241H5V240H3ZM39 241V240H38ZM44 241V240H43ZM54 240H52V242H53ZM120 241V240H119ZM155 241V240H154ZM169 241H170V239H169ZM37 242V241H36ZM51 242V241H50ZM82 242H83V244H82ZM144 242H142L143 243V245H145L144 244ZM151 242V241H150ZM160 242V241H159ZM168 242V241H167ZM166 242V243H167ZM171 242V241H170ZM169 242V243H170ZM174 242V241H173ZM171 243V245H173L174 246V244L175 243ZM185 242V241H184ZM187 242L188 241H186L185 243V245H187ZM205 242V243H204ZM227 242H229V247H232L230 250L232 251V249H233V251L231 252L230 251V255H229V257L223 252V250L226 248V245L228 244ZM34 243V242H33ZM37 243H39V242H37ZM64 243V242H63ZM241 243H243L242 245V248H241ZM7 244V243H6ZM45 244V243H44ZM52 244V243H51ZM77 244H79V246L77 245ZM141 244V243H140ZM148 244H146V245H148ZM158 244H161L160 246L161 247H164V246H162V244H164V242H163V239H162V242H160V243H158ZM191 244H192V242H189L188 243V245H189V247L191 246ZM206 244V245H205ZM217 244H219V247L217 248ZM226 244V245H225ZM4 245V244H3ZM48 245V244H47ZM54 246H55V244H53ZM52 245V246H53ZM165 245H169V244H165ZM180 245H182V243H180ZM202 245V246H201ZM34 246V245H33ZM137 246V245H136ZM157 246V245H156ZM156 246H155V248H156ZM177 246H178V244H177ZM177 246H174V247H170V246H168V247H170V248H176ZM183 246H184V244H183ZM202 247V249H205V247ZM49 247V246H48ZM80 247V248H81ZM100 247V246H99ZM110 247V246H109ZM114 247V246H113ZM134 247V246H133ZM138 247H139V245H138ZM151 247V246H150ZM149 247V248H150ZM186 248L185 249H187V248H189L188 246H185ZM191 247H194V246H191ZM241 249H240V248ZM103 248V247H102ZM127 248V247H126ZM137 248V247H136ZM142 248V247H141ZM144 248V247H143ZM147 248V247H146ZM154 248V247H153ZM180 248H181V246H180ZM50 249V248H49ZM48 249V250H49ZM95 249H97V248H95ZM151 249L152 248H150L149 250L151 251ZM177 249V251H178V248H176ZM183 250V251H186V253H187V250ZM192 249V248H191ZM195 249H196V247H195ZM207 249V248H206ZM206 249L204 250V251H206ZM210 249V250H211ZM228 248H226V250H227ZM78 250V249H77ZM99 250H100V248H99ZM160 250H162V249H160ZM159 250V251H160ZM165 250V249H164ZM174 250V249H173ZM180 250V249H179ZM198 250V249H197ZM209 250V251H210ZM5 251V250H4ZM39 251V250H38ZM42 251V250H41ZM61 251V250H60ZM182 250H180V254L183 252H181ZM194 251V250H193ZM199 251V250H198ZM202 251V250H201ZM208 251V252H209ZM216 251H217V254H215L216 253ZM229 251V250H228ZM57 252V251H56ZM79 252V251H78ZM80 252H82V251H80ZM80 252H79V254H80ZM174 252V251H173ZM191 252V251H190ZM207 252V251H206ZM211 252V251H210ZM215 252V253H214ZM39 253H40V251H39ZM142 253V252H141ZM166 253H169V252H166ZM171 253H172V251H171ZM175 253V252H174ZM173 253V254H174ZM179 253V252H178ZM183 253H185V252H183ZM186 253H185V256H184V254H182L181 256H182V261L184 260V261H186L187 260V257H186ZM196 253V252H195ZM205 253V252H204ZM211 253V254H212ZM222 254V255H220L219 256V254ZM6 254V253H5ZM126 254V253H125ZM130 254V253H129ZM135 254V253H134ZM134 254L132 255L133 257H134ZM162 254V253H161ZM176 254H177V252H176ZM188 254V253H187ZM231 254L233 255V254H235V255H233V256H231ZM41 255V254H40ZM105 255V254H104ZM116 255V254H115ZM131 255V254H130ZM157 255V254H156ZM175 255V254H174ZM173 255V256H174ZM193 256H195L194 254H192ZM198 255V254H197ZM82 256V255H81ZM86 256V255H85ZM99 256V255H98ZM119 256V255H118ZM136 257H137V259L140 261V264H142V263H146V261H147V263H148V260H146V258H142L141 256H139L138 254L137 255H135ZM158 256H159V253H158ZM180 256V255H179ZM180 256V257H181ZM183 256L184 257H186V258H183ZM205 256H207V255H204L203 254V256H201V257H205ZM209 256V255H208ZM1 257V256H0ZM108 257V256H107ZM133 257H132V259H133ZM150 257H152V256H150ZM165 257V256H164ZM190 257V256H189ZM81 258H83V257H81ZM100 258H101V256H100ZM99 258V259H100ZM116 258V257H115ZM155 258V257H154ZM172 259H173V257H171ZM194 258V257H193ZM135 259V258H134ZM144 259V260H143ZM198 259V258H197ZM237 259V260H238ZM91 260V259H90ZM119 260V259H118ZM136 260V259H135ZM175 260H176V258H175ZM178 261L180 260V259H177ZM194 260V259H193ZM213 260V259H212ZM101 261V260H100ZM139 261H138V263H139ZM183 261V262H184ZM188 261H189V259H188ZM187 261V263L189 264L191 261H192V259H191V261L190 262H188ZM196 261H198V260H195V262ZM203 261V260H202ZM201 261V262H202ZM210 261V260H209ZM7 262V261H6ZM95 262V261H94ZM103 262H104V260H103ZM114 262V261H113ZM125 262V261H124ZM132 262V261H131ZM142 262V263H141ZM180 263H181V261H179ZM200 262V261H199ZM204 263H201V264H209V263H207V261L205 260V261H203ZM211 262V261H210ZM106 263V262H105ZM109 263H111V262H109ZM146 263V264H147ZM150 263V262H149ZM237 263H239V261H237ZM102 264V263H101ZM107 264V263H106ZM113 264H115V263H113ZM120 264V263H119ZM134 264V263H133ZM153 264V263H152ZM156 264V263H155ZM182 264H184V263H182ZM186 264V263H185ZM192 264H194V261H192ZM240 264V263H239ZM243 264V263H242Z\"/></svg>",
  "mask_w": 264,
  "mask_h": 264
}]
</instances>
